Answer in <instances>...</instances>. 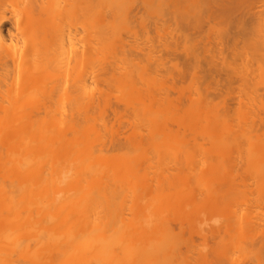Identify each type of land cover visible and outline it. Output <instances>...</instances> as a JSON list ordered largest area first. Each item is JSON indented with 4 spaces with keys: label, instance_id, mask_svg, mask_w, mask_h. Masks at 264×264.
Returning <instances> with one entry per match:
<instances>
[{
    "label": "bare ground",
    "instance_id": "6f19581e",
    "mask_svg": "<svg viewBox=\"0 0 264 264\" xmlns=\"http://www.w3.org/2000/svg\"><path fill=\"white\" fill-rule=\"evenodd\" d=\"M13 1H17V2H13ZM22 1H24V2H22ZM65 2H63L62 3V7L63 8H61L60 9V7H61V3H60V1L59 0H12L11 2H13L12 3V6L14 5L16 8H15V10H17L18 8V10H17V12L13 9V7L11 6L10 7V4H11V2H10V0H7V3H9L8 5H6V0H5V2L3 1L2 2V0H0V82H2L3 83V85H2V87L3 88H6V86H7V89L6 90H4V91H7V90H9V89H12L13 87H11V88H9L10 87V85H11V83L13 82V81H15V78H18V75H21L22 73H24V74H22L21 75V82H20V80H19V85L20 84H23L24 86H25V88H23V85H22V88H21V86H19L18 88L16 87V84L13 82L12 84H14L15 85V87L17 88H15V90H14V92L15 93H17V95L18 96H16V94H15V96H11L10 94H12L13 92V89L12 90H9V91H7L8 93H2L1 92V85H0V264H157L156 263V261L158 260L157 259V257H159L160 258V260H161V262H163V258H165V257H161V256H163L164 254H163V252L161 253V251L162 250H165V249H163V247H164V245L165 244H169V243H171L172 244V246L174 245V247H176V242H174L173 240H172V237L174 236L173 234H170L167 230L169 229L170 230V228L168 227L167 228V226H165V223H164V226L166 227H163V223H161L160 222V224L162 225V227H161V225H160V229L161 228H163V232L161 233V230L160 229H158L157 228V226L159 225V222L157 223L156 222V228H157V231H158V233H154V230H156V228L154 229V227L153 228H151L152 227V221H153V219L151 220V215L149 216L150 217V220H151V222H150V220H148V218L149 217H147V213H149V212H147L149 209L148 208H146V206L147 205H143L146 209H148V210H146L144 207H143V209H142V207H140L141 205H139L140 203L139 202H141V204L143 203L144 204V202H143V200H145L144 199V197H142V193H141V197L139 198V199H136V200H138V202H136V200H135V202H133L132 201V199L133 198H135V196L134 195H136V193H138L139 191L137 190V186L135 185L134 187H136L135 188V191L137 190V192H135L134 190H132L131 192H133V194L134 195H132L131 193V198H129L128 196L129 195H127L126 194V196H127V198L128 199H131V201L133 202V203H137L136 205H137V207H138V209L139 210H137V207H135V205H132V206H134L133 208H135V209H133L131 206V208L134 210V212H133V214H131V215H133V216H131L130 214H128V213H125L126 211H124V208H123V206L121 205L122 203L124 204V203H126V202H124V200H122V197H124L123 196V190H120L119 191V189L123 186V185H125V183L122 185L121 183L122 182H124L123 180H124V178L126 177L125 176V174L128 172L129 173V175L127 174V176H129L127 179L125 178V180H130V182H132V180L134 179L135 180V176L137 175L136 173H138V175L136 176V178H137V180H135V181H137V183L139 184V183H142L141 181L142 180H147V177H146V174L145 175H143L144 173H143V171H145V172H147L146 170H143L142 169V166L144 167H149L150 166V164L152 163V167L155 165V161H156V164H157V161H159V164L162 162L161 160H160V158H159V156H155L156 157V159L154 160V158H153V160H154V163L152 162V161H149V163H147V162H144V163H142L143 161L141 160V158L145 155V152H151V154H147V156L148 155H150V156H148V157H150L149 158V160H151V155H152V153H154L153 151L155 150V149H153L155 146H153L152 144H154L153 142H155V138H153V141H152V144H151V142L149 143L148 142V139L150 140V138H148L145 142H142L143 140H145V139H143V137H142V135H139V138L137 137V139H135V140H138V141H134V140H132V141H134L133 142V144H132V142H131V140H130V144L131 145H136V148H135V151L136 150H138L139 149V152H137V156H139L140 158L138 159L137 157H136V155H135V157L138 159V162H136V166H134V162L133 161H130L131 163H133V166H134V168H136L137 167V165L138 166H141V164L139 165V163H140V161H141V163L142 164H144V165H142L141 166V168L139 167V169L141 170H139L138 169V167H137V169H136V172H134L135 170H134V168H133V166H131L132 164H130L129 166H128V164H129V161H126V160H130V157L131 156H129L130 154H126V153H128V152H126V153H124L123 151H125L124 149H123V151H122V153L120 154L119 153V150H118V152L116 151H114V152H112V154L114 153V154H117L118 153V155L117 156H119V155H123V154H125V155H123V157L125 156V157H127V159L125 158V161L123 160V158H122V160H121V158L120 159H117V158H119V157H117L116 159L117 160H115V158L113 157L112 159H108L111 163H109V165L110 166H112V167H114L113 169L114 170H116V168H118L117 170H118V172H117V170H116V172H117V174H118V176L117 175H115L116 173H113L114 175H115V177L113 178L112 177V180H111V176L108 178V177H106L105 179H103V177H104V173H106L108 170H112L113 172H114V170L112 169V167H110L109 165H107V163L105 164V162H103L104 163V165L100 162V163H98L99 161L98 160H103V161H105V158H103V156L102 155H100V153L99 152H107L106 150H109L115 143H114V140L116 141V139L115 138H117V141L119 140L118 138V136L119 135H115L114 133V135L116 136L115 138H114V136H113V141H111V146L109 145L110 144V140H112V139H108L107 140V143H105L106 142V140H104V143H103V141L102 140H100L99 141V139L100 138H102L103 136H105V134L107 133V135H108V133H110L108 130L112 127V125L111 124H109V122H108V124H109V128H106V127H104L105 125H104V123L106 122V120H105V122H104V119H106V117L105 116H111V115H106V114H108L107 112L109 111V113H110V109L112 108L111 106L113 105L112 103H111V101L112 102H118V104H116L114 107H113V109H112V111H111V113L112 114H116V116L119 114H122L121 112H124L125 111V108H126V106L123 104V101H122V98L125 96H123L121 99L120 98H118V97H121L120 96V94H116V96L114 97L115 99H113V100H109V98H111V96L113 97V95H112V93H111V96L109 97V95L107 96L106 94H108L109 92H105V89L106 88H103L104 90L103 91H101V93H99L98 95H100L99 97H98V95L97 96H94L95 94L94 93H96L95 92V90L96 89H94V88H91V89H94V90H91V92L89 93V89H90V87H89V89H88V86H89V81H88V79H90V82H92L93 83V81H94V84H98V82L100 81V84H101V82L104 84L105 82H106V84L107 83H111V86H112V82L111 81H113V82H115L114 84H113V86L111 87V88H115V90L116 89H119V88H116V86H118L119 84H120V82H121V84H122V78L124 77V72H123V74H121L120 75V73H119V75L117 76L116 74L114 75V72H117L118 71V69L120 70L119 72H121V69H122V64H123V66H124V71H127V70H130L128 67L129 66H127V69L125 70V67H126V65H124V63L126 64L127 63V61L130 59L131 60V58L133 57V56H135L134 54H136V57H137V55L140 53V52H144L141 48H140V50L141 51H139V48H138V46H139V40L138 41H136V42H138V44L136 45H134V48L132 49V47H133V43H129V41L131 40V39H129V38H135V37H133V36H135L136 35V39H137V37H139V35L137 34V33H135V32H133V30H135L136 29V26L134 27V29H130L129 28V26H128V28L130 29V31L128 30V35H129V33L131 34V32H133V33H135V35H133L132 36V34H131V36L132 37H129V38H127V36L126 35H124L123 34V39L122 40H119V41H117L114 37H120V36H118V33H120V30H121V27H118V26H125V24H126V22H127V20H129V21H131L130 19H132V22H133V20H134V22H136V20H138V0H137V3H135V1L134 0H131L132 1V3H131V1L130 0H127V2H125L126 0H121V2H120V0L118 1V0H114V1H116V4H115V2H113V0H111V2H113V3H111L110 2V0H80V1H78V0H64ZM69 1L71 2V3H69ZM76 1V2H75ZM84 1H86V3H85V5H81V3H83ZM95 1V2H94ZM98 3H97V2ZM104 1V2H103ZM109 1V2H108ZM118 1V2H117ZM134 1V2H133ZM147 1V0H146ZM152 1V0H151ZM155 1H157V0H155ZM2 2V3H1ZM19 2H21V3H19ZM78 2V4H76ZM90 2V3H89ZM92 2H94V3H92ZM107 2V3H106ZM123 2H124V5H126V6H124L122 9L120 8L121 7V5H123ZM129 2V3H128ZM142 2H143V0H142ZM150 2V1H149ZM159 2V1H158ZM163 2V1H162ZM5 3V4H4ZM22 3L23 4H25V5H22ZM66 3V4H65ZM72 3H74V4H72ZM95 3H97V7L96 8H94L93 9V7L91 8V5H93V6H95L96 4ZM122 3V4H121ZM151 4H152V2H150ZM166 3H168V2H166ZM165 3V4H166ZM263 3H264V0H171V3H169L171 6H172V18H173V25L175 26L176 25V30H177V33H179V35L176 33H173L175 36H173V42H175L174 44H173V46L175 47V44H176V47L175 48H173L172 47V52L175 54V57H176V62H179V59L181 58V55H180V57H178L179 56V54H182V56H184V54H185V58H187V59H185V61L186 60H190V57L191 58H194V63L196 62V63H198L197 61H195V60H199V62L201 61L202 63H204L205 65H207L208 66V63H206L207 62V60L208 61H210V60H212L213 62H211V64H214V62H216V61H214V60H217V59H215L216 57L218 58L219 56H220V54H221V57H223V55H224V52H225V50L226 49H229V46H231L232 47V45L234 46V47H239L240 46V48L242 49V51H240L239 52V54H243V58H242V55H241V57H239L238 55V49L237 48H230L229 49V51L227 50V52H229V53H232V56L235 54V56L237 55L239 58H241L242 60L244 59H248V57H246V58H244V56L246 55V56H248V55H253V54H255L259 49H258V47L257 46H259V48H260V51H258L259 53L261 52V54H264V29H261L260 30V28H264V11L262 10V9H260V10H257V8L259 7H263ZM16 4V5H15ZM21 4V5H20ZM71 4V5H70ZM77 6H76V5ZM90 4V5H89ZM100 4V5H99ZM104 4V5H103ZM112 4H114V6L112 5ZM132 6V10L131 11H127V10H129V7L131 8V6ZM133 4V5H132ZM259 4L261 5L262 4V6H259ZM72 5H74V6H72ZM88 5H89V9L91 8L92 9V11H91V9H90V11H89V13L90 12H93V16L92 17H94V15L96 14V18L94 17L93 19L90 17H87L86 16V14H87V12H88ZM107 5L109 6L108 8H107ZM112 5V6H111ZM147 5H148V3H147ZM150 5V4H149ZM153 5V4H152ZM159 5V4H158ZM20 6V7H19ZM66 6H68V7H66ZM70 6H72L71 8H70ZM79 6V7H78ZM127 6H128V8H127ZM169 6V5H168ZM258 6V7H257ZM22 7H24V8H22ZM65 7V8H64ZM80 7H81V9L83 10V8L85 7V9L84 10H86L85 12H86V14L85 15H83V12H82V15H83V17H81V19L83 20V21H86L84 18H86L87 19V21L88 22H83L82 20H80L79 18H77V15L80 13ZM83 7V8H82ZM98 7H100L98 10H97V8ZM103 7H105V8H107L108 10H105V8L103 9ZM67 8H68V11H67ZM78 10H77V9ZM143 8V7H142ZM194 8V10H190V9H193ZM264 8V7H263ZM22 9V10H21ZM64 11H63V10ZM96 9V10H95ZM101 9H102V11H101ZM121 9V10H120ZM127 9V10H126ZM146 9V8H145ZM152 9V8H151ZM254 9H256L255 11H258V12H255L254 11ZM70 10V11H69ZM75 12V14H74V12ZM83 10V11H84ZM125 10H126V12H125ZM262 10V11H261ZM21 11V12H20ZM61 11V12H60ZM65 11H67V12H65ZM79 11V12H78ZM95 11H96V13H95ZM116 11H118V13L116 12ZM122 11V12H121ZM153 11H155V9L153 10ZM190 11H196L195 13L196 14H194L193 16H191L193 13H190ZM62 12H64L63 14H62ZM70 12V13H69ZM72 12V13H71ZM120 12V13H119ZM145 12V11H144ZM68 15H67V14ZM98 13H99V15H98ZM121 13L124 15V16H122L121 15ZM139 13H140V11H139ZM157 13H158V11H157ZM171 13V12H170ZM190 13V14H189ZM9 14V15H8ZM11 14V15H10ZM18 14H21V15H18ZM63 15V17L61 16V15ZM64 14H66V18L67 17H69V18H73V19H75V18H77V19H75V21H74V23H76V21L77 20H80V21H82V22H79V21H77V22H79V23H77V24H73L72 23V21H70V25H68L69 24V21H68V19L69 18H67V21H68V24L66 25L67 27L68 26H70V27H68V28H71V29H65V27H64V29H63V27L62 26H60V23L63 21L65 24L67 23L66 22V19H65V17H64ZM117 14V15H116ZM118 14H120L119 16H120V22H117V23H119L118 24V26H116V27H118V28H116L115 27V25H114V23H115V19L117 18V17H119L118 16ZM150 14H152L151 13V10H150V13H149V15ZM17 15V16H16ZM70 15V16H69ZM73 15H76V17L75 16H73ZM81 14L79 15V17L80 16H82ZM115 15V16H114ZM147 15H148V13H147ZM153 15V14H152ZM84 16H86V17H84ZM122 16V17H121ZM18 17H20V18H18ZM60 17H62V18H64L63 20H62V18H61V20H60ZM116 17V18H115ZM180 17H181V20H183L182 22H181V20L179 21V19H180ZM126 18V19H125ZM156 18H158V16L156 17ZM90 19H92V20H90ZM118 19V18H117ZM116 19V20H117ZM126 20V22L125 21H123V20ZM140 19V18H139ZM159 19V18H158ZM161 19V18H160ZM72 20V19H71ZM114 20V21H113ZM118 20V21H119ZM171 20V19H170ZM91 21H93V23L91 22ZM110 21H111V23H112V25L111 26H109L111 23H110ZM141 21V20H140ZM159 21H161V20H159ZM164 21V20H163ZM125 22V24H123ZM131 22V23H132ZM144 22H146V21H144ZM149 22V21H148ZM154 22V21H153ZM180 22H181V24H185V25H183V26H185L184 27V29L182 30L181 28H183V26L180 24ZM82 24V26H80V25H78V24ZM90 23V25H87V24H89ZM122 23V24H121ZM137 23V22H136ZM135 23V24H136ZM130 24V23H129ZM138 24V23H137ZM145 24V23H144ZM160 24V23H159ZM166 24V23H165ZM168 24V23H167ZM180 24V25H179ZM74 25H76V26H78V27H76V26H74ZM86 27V28H88V29H86L84 26ZM117 25V24H116ZM127 25V24H126ZM133 25H132V27H133ZM156 25V24H155ZM64 26V25H63ZM79 26H80V29H81V27H82V29H84L85 31H84V33L86 34V32H87V34L85 35L84 33H82L81 35L83 36V37H80V34H78L77 32L79 31ZM130 26H131V24H130ZM137 26H139V24L137 25ZM144 26H146V24L144 25ZM157 26H158V24H157ZM157 26H155V27H157ZM181 26V27H180ZM261 26H263V27H261ZM60 27H62V29H60ZM66 27V28H67ZM74 27V28H73ZM84 27V28H83ZM113 29V30H111L110 31V29L111 28ZM114 27V28H113ZM126 27V26H125ZM140 27V26H139ZM161 27V26H160ZM256 27H258V28H256ZM76 28H78L77 30H76ZM108 28H109V32H111L110 33V35H108ZM127 28V27H126ZM143 28V27H142ZM158 28H159V26H158ZM220 28V29H219ZM81 29V30H82ZM125 29V28H124ZM138 29V28H137ZM136 29V30H137ZM144 29H146V28H144ZM161 29V28H160ZM181 29V30H180ZM186 29L188 30V32L186 31ZM88 30V31H87ZM139 30V29H138ZM140 30H141V28H140ZM143 30V29H142ZM154 30V29H153ZM156 30V29H155ZM191 30H193V32H195L194 34L191 32ZM195 30V31H194ZM83 31V30H82ZM114 31V32H113ZM119 31V32H118ZM144 31V30H143ZM152 31V30H151ZM215 31H216V33H215ZM117 34H116V33ZM181 32V33H180ZM191 32V33H190ZM207 33V35L206 34H204V33ZM212 32L213 33H215V34H217V35H214V39L212 38V40H211V38H209V41H208V43H209V45H206V46H204L203 44L205 43V41H206V39L208 40V38H206V37H208L210 34H212ZM152 33V32H151ZM157 33H158V31H157ZM160 33V32H159ZM191 35H190V34ZM84 34V35H83ZM125 34H126V32H125ZM144 34V33H143ZM146 34V33H145ZM153 34V33H152ZM184 34V35H183ZM188 34H189V36H188ZM113 35H114V37H113ZM182 35V36H181ZM192 35H198L197 37H198V39H196L197 37L196 36H192ZM206 38V39H202V38H204L203 36ZM110 38H108V37ZM112 38H111V37ZM126 36V38H124ZM155 36V35H154ZM187 36V39L185 38V42L186 41H188L187 42V44L189 43V41H191L192 40V38H194V37H196V38H194V40H192V41H195V42H197V41H199L200 39H202V40H204L203 42H201L202 43V47L204 48V53H206V54H209L211 57V59L208 57V55H207V57L208 58H206V55L205 54H202V53H200V51L199 50H201V48L199 49V47L201 46L200 44H198L199 42H197V45H200V46H197L196 45V49H197V51H199V53L195 50L194 51V53H195V55H194V53H191V55H194L193 57L190 55V53L188 52V50H187V46H186V43H182V44H184L183 45V47L186 49V51H185V49L183 50V49H181V45L182 44H180L181 43V41H183V40H181L180 41V39L182 38V39H184V37H186ZM213 36V35H212ZM121 37V38H122ZM152 37V36H151ZM181 37V38H180ZM192 37V38H191ZM200 37V38H199ZM10 38H13V39H10ZM14 38L15 39H22L23 41H24V43H23V48H22V50L25 48V51L22 53V50L20 49V53H21V55H19V54H17V53H15V51L14 50H12V49H8V46H7V48L5 47L7 44H8V42H6V41H10V40H13L14 41ZM78 38H80V40L81 41H79V39ZM148 38H149V36H148ZM154 38V37H153ZM152 38V39H153ZM191 38V39H190ZM9 39V40H8ZM74 39H75V41L76 40H78L79 42H80V44H82V43H85L82 47L80 46V44L79 43H77V44H79V46L83 49L82 51L80 50L81 48L80 47H78V51H76L75 50V47H76V49H77V46H75V47H73V45H75L74 43H76V42H74ZM104 39H105V42H107V43H104ZM114 39H115V41H117V42H115L114 41ZM126 39V41L124 42V40ZM155 39V38H154ZM189 39V40H188ZM196 39V40H195ZM107 40H112V41H114L115 43L114 44H112V46H114L115 47V49H113V47H112V49H113V51L115 50L116 52H115V55H113L114 54V52L113 53H109V52H111V48L109 47V49H110V51L109 52H107L106 54L108 55L109 54V56H113L112 58H108V59H105V57H106V55H104L105 54V50H107V45H109L110 46V44L111 43H113L112 41H107ZM149 40V39H148ZM147 40V41H148ZM12 41V42H13ZM77 41V42H78ZM128 41V42H127ZM152 40H150V42H151ZM213 43H212V42ZM215 41V42H214ZM5 42H6V44H5ZM17 42V41H16ZM15 41L12 43V45L14 44V46L16 45V44H18V43H16ZM20 42V41H19ZM74 42V43H73ZM121 44H120V43ZM122 42H123V44H122ZM153 42V41H152ZM184 42V41H183ZM26 43V44H25ZM105 44V46H104V44ZM118 43V44H117ZM125 43H126V45H125ZM179 43V44H178ZM207 43V44H208ZM102 44V45H101ZM117 44V45H116ZM232 44V45H231ZM8 45H10L11 46V43H9ZM20 45H21V43H20ZM26 45V47H24ZM121 46V48L119 49V47ZM127 45H128V49H127ZM165 45V44H164ZM255 45H257L256 47H255ZM86 46H88V47H86ZM103 46H104V48H105V50H104V48H103ZM117 46V47H116ZM124 46H126L125 48H124ZM132 46V47H131ZM168 46V45H167ZM172 46V45H171ZM178 46V47H177ZM186 46V47H185ZM12 47V46H11ZM11 47H9V48H11ZM18 47H19V44H18ZM85 47V48H84ZM164 47H166V46H164ZM198 47V48H197ZM252 48V50H253V52L251 53V49L248 51V49L249 48ZM12 48H14V47H12ZM102 50H101V49ZM123 48V49H122ZM130 48V49H129ZM167 48H169V46L168 47H166V49ZM180 48V49H179ZM246 48H248V49H246ZM254 48V49H253ZM15 49V48H14ZM127 49V50H126ZM164 49V48H163ZM165 49V50H166ZM236 49V50H235ZM257 51H256V50ZM261 49H263L262 51H261ZM12 50V51H11ZM15 50H18V48H16ZM85 50V51H84ZM119 50L121 51V52H119ZM126 50V51H125ZM131 52H130V51ZM150 50V49H149ZM179 50L180 51H182V52H180L179 53ZM233 50H234V52H233ZM244 50H246V52L244 51ZM256 52H255V51ZM76 51V52H75ZM79 51H81L82 53H80ZM100 53H99V52ZM108 51V50H107ZM118 51V52H117ZM151 51H152V49L150 50V51H147V52H149V53H151ZM153 51H154V49H153ZM184 51V52H183ZM237 51V52H236ZM104 54H103V53ZM123 52H124V54H123ZM126 52V53H125ZM138 52V53H137ZM186 52H188L187 54H188V56H187V54H186ZM227 52H225V53H227ZM244 52V53H243ZM251 54H250V53ZM263 52V53H262ZM117 53V54H116ZM119 53V54H118ZM132 53H134V54H132ZM149 53H143L144 54V56L145 57H147V58H150V56L152 55V54H149ZM216 53L217 54H219V55H216ZM234 53V54H233ZM99 54H101V55H104V56H101V57H103L102 58V60H106L105 61V63L107 62V60H110V63L109 62H107L108 64H107V66L108 67H110V70H109V68L106 66H104V64L103 65H100V67H101V69H99L100 67H99V63H100V61H101V63H103L102 62V60H101V57L100 56H97V55H99ZM148 54L150 55L149 57H148ZM199 54H201L202 56H201V58L203 57L204 59H207V60H204V62L202 61V59L199 57L200 55ZM214 54H215V56H214ZM248 54V55H247ZM118 55V56H117ZM126 55L128 56V57H130V58H127L126 57ZM141 55H142V53H141ZM196 55L200 58V59H196V58H198V57H196ZM95 56H97L98 58H95ZM109 56H107V57H109ZM143 56V55H142ZM251 56L249 57V59H250V62H249V60H247L248 61V63H251L252 62V60H251ZM106 57V58H107ZM117 57V58H116ZM120 57V58H119ZM123 57V58H122ZM139 57V56H138ZM152 57H153V55H152ZM196 57V58H195ZM215 57V58H214ZM228 57H230V56H228ZM228 57H227V59H228ZM119 58V59H118ZM126 58L128 59L127 61H126ZM134 58V60H135V62H134V60L132 59L131 61H133L132 62V65H133V67L135 66V64L138 66V63L140 64L138 67L140 68H138L137 66V68L139 69V71L141 70V68L142 67H140L142 64L140 63V62H138V61H136L137 60V58H135V57H133ZM147 58H145L146 60H147ZM155 58V57H154ZM153 58V59H154ZM183 58V57H182ZM252 58H254V55L252 56ZM98 59H99V61H98ZM122 59H125L124 61L122 60ZM184 59V58H183ZM222 59V58H221ZM225 58H223V60H224ZM241 59H239V60H241ZM95 60H97L96 62H95ZM112 60H114V61H116V60H118V62L119 61H122V62H120V63H122L121 65H120V63H118L117 61L116 62H113ZM150 59H148L147 61H149ZM152 60V59H151ZM156 60H158V59H155L154 61L156 62ZM188 60V62H190ZM222 60V61H223ZM241 60V61H242ZM81 61H83L82 62V64L85 62V65H83L84 66V68L82 69V67L80 66L79 67V65H80V62ZM88 61H90V62H88ZM93 63H92V62ZM126 61V62H125ZM174 61V62H175ZM206 61V62H205ZM227 61V60H226ZM246 61V62H247ZM87 62V63H86ZM113 62V63H112ZM143 62V61H142ZM149 62H151V61H149ZM148 62V63H149ZM154 62V63H155ZM160 62V61H159ZM163 62V61H162ZM239 62V61H238ZM243 63L245 62V61H242ZM245 62V63H246ZM94 64V66H92V64ZM133 63H135V64H133ZM146 63V66L147 67H150L149 66V64H147V62H145ZM158 63V62H157ZM161 63V62H160ZM164 63V62H163ZM163 63H161V65L163 64ZM170 63H171V61H170ZM191 63H193V60H191ZM195 63V64H196ZM202 63H201V66H202ZM230 63V62H229ZM72 64V65H71ZM81 64V65H82ZM88 64H90L89 65V67L90 68H88ZM114 64V65H113ZM129 64H130V61H129ZM144 64V63H143ZM152 64H153V61H152ZM203 64V65H204ZM32 65V66H31ZM75 65H77V67L78 68H76L75 67ZM98 66V68H97V66ZM116 65V66H115ZM121 66V68H118V66ZM131 65V66H132ZM156 65V63L153 65V66H155ZM161 65L158 67V68H161ZM177 63H175V67H174V64H173V67L174 68H172V69H175L176 71L179 69H176L178 66H180V65H178ZM204 65V66H205ZM209 65H210V63H209ZM218 65V64H217ZM221 65V64H220ZM225 65V64H224ZM226 65H229L228 63L226 64ZM225 65V66H226ZM28 66H30L31 68H32V70H30V69H26ZM102 66H104V68L102 67ZM131 66H130V68H131ZM146 66H145V64H144V67H143V69L145 68L146 70H144L145 72H153L152 70H150V71H148V69L146 68ZM164 66V65H163ZM169 66V65H168ZM177 66V67H176ZM197 66V65H196ZM195 66V67H196ZM207 66H205V67H207ZM211 66V65H210ZM210 66H208L209 68H210ZM213 67H214V65H212ZM26 67V68H25ZM36 67V68H35ZM72 67V68H71ZM85 67L87 68V69H85ZM96 67V68H95ZM152 67V66H151ZM150 67V69H152ZM167 67V66H166ZM198 67H200V63H199V65H198ZM198 67H196L195 68V70L196 71H198ZM220 67V66H219ZM22 68V69H21ZM35 68V69H34ZM94 68H95V70H94ZM136 68V69H137ZM158 68H155V69H157V71H158ZM180 68H181V66H180ZM26 69V70H25ZM71 69V71H69ZM75 69H77V72H75L76 70ZM82 70V72H81V70ZM84 69H85V71H84ZM88 69L89 70H91V72H93V75L92 76H90L89 74H91V72L90 71H88ZM97 69V70H96ZM143 69L141 70V71H143ZM153 69H154V67H153ZM201 69V68H200ZM199 69V70H200ZM211 69V68H210ZM215 69H216V67H215ZM232 69H234V68H232ZM239 68H236V70H238ZM33 70H35V71H33ZM60 70V74H58V71ZM75 70V71H74ZM78 70H79V72H78ZM87 70V71H86ZM109 70V71H108ZM111 70H112V73H113V77L110 79V77H108L109 75H107V73H111ZM115 70H117V71H115ZM131 70H133V68L131 69ZM180 70V69H179ZM235 70V69H234ZM243 69H240V71L241 72H244V74H245V71L243 70ZM24 71V72H23ZM31 71H33V72H31ZM69 71V72H68ZM75 73H74V72ZM137 71V70H136ZM136 71H135V73H133V74H136V76H135V78H134V76H133V74H132V72H134V71H132V72H130L129 73V71L127 72V75H130V77L129 76H127L126 75V73H125V76H127L129 79H131L132 80V78L131 77H133V80H134V83L136 82V81H138V80H136L137 79V73H139V71H137V73H136ZM156 71V70H155ZM160 71V70H159ZM163 71V70H162ZM195 71V73L197 74L198 72H196ZM211 71V70H210ZM230 70H228V72H229ZM26 72V73H25ZM28 72H30L31 74H28ZM44 74H43V73ZM53 72H55V73H53ZM88 72V73H87ZM107 72V73H106ZM178 73L176 74L177 75V77L180 75L179 74V71H177ZM219 72V71H218ZM217 72V73H218ZM222 72V71H221ZM235 72H237V71H235ZM238 72H239V70H238ZM249 72V73H248ZM255 72V71H254ZM33 73V74H32ZM36 73H37V75H36ZM39 73V74H38ZM65 73H72V74H69V76H68V74L66 75V77H67V79L68 80H64L63 78H65L64 76V74ZM78 75H77V74ZM80 73V74H79ZM81 73H82V75H81ZM83 73H86V74H83ZM106 73V74H105ZM158 72H156L155 74H153L152 73V75H151V78H152V76L153 77H155L154 75H156ZM181 73H182V75H180L182 78L184 77L183 76V73H184V71L182 72L181 71ZM192 73H193V71H192ZM208 73V72H207ZM247 73L248 74H245V75H243V80L242 81H244L245 83H249L248 81H250L251 82V79H252V75H250V71H247ZM45 74H47L48 75V77L50 76V80H49V83H47L48 81H47V79L45 78ZM55 74H57V75H59V76H61V79H58V78H56L57 77V75H55ZM105 74V75H104ZM141 75H142V73H140ZM147 74L148 73H146V74H144V75H146L147 76ZM179 74V75H178ZM195 74V75H196ZM210 74V73H209ZM224 74V73H223ZM237 74H239V73H237ZM237 74H235V76L237 75ZM242 74V73H241ZM25 75V76H24ZM28 75H30L29 77H28ZM64 75V76H63ZM70 75H72V76H70ZM76 75V76H75ZM87 75V76H86ZM89 75V76H88ZM122 75H123V77H122ZM144 75H142V77L144 76ZM158 75H160V74H158ZM174 75V74H173ZM175 75V76H176ZM185 75V74H184ZM192 75H194V74H192ZM219 75H220V73H219ZM246 75H248V77L250 76V79H248V77H246ZM259 75V74H258ZM24 76V77H23ZM32 76V77H31ZM36 76H38V77H40L41 76V78H37ZM102 76H104L103 78H105V76H107L108 77V79H107V77L104 79L105 81H103L102 79H100ZM120 76H121V78H120ZM138 76H140V75H138ZM149 76L150 75H148L147 77V79H149V80H147V81H149L150 82V78H149ZM198 77H199V75H197ZM217 76V75H216ZM230 76V75H229ZM239 76H240V74H239ZM260 76V75H259ZM258 76V77H259ZM20 77V76H19ZM53 79H52V78ZM116 77H118L119 78V80H121V81H119V83H118V78H116ZM158 77V76H157ZM168 77V76H167ZM193 77V76H192ZM200 77H202V75H200ZM218 77V76H217ZM32 78V79H31ZM34 78V79H33ZM37 78V79H36ZM44 78V79H43ZM60 78V77H59ZM73 78V79H72ZM126 77H124V79H125ZM139 78V77H138ZM161 78H163V76H161ZM194 78V77H193ZM206 78V77H205ZM216 78V77H215ZM239 78H241V76L239 77ZM260 78V77H259ZM19 79V78H18ZM22 79H23V82H22ZM91 79H93V80H91ZM116 79V80H115ZM129 79H127L126 78V81H128L129 82ZM140 79H142V78H140ZM158 79V78H157ZM157 79H156V81H154L155 79H153L152 78V80L154 81V83L156 82V83H158L159 82V80H158V82H157ZM174 79H175V77H174ZM178 79V78H177ZM192 79V78H191ZM195 79V78H194ZM201 79H203V78H199V79H197V81L196 82H198V80H201ZM208 79V78H207ZM220 79V78H219ZM226 79V78H225ZM232 80H233V78H231ZM237 79V78H236ZM258 79V78H257ZM17 80V79H16ZM25 80V81H24ZM31 80V81H30ZM37 81V83H36V81ZM99 80V81H98ZM109 80H111V81H109ZM130 80V82H132ZM145 80V79H144ZM164 80V79H163ZM171 80V79H170ZM193 80V79H192ZM191 80V81H192ZM210 80H213V78L212 79H210ZM252 80H255V79H252ZM11 81V82H10ZM35 81V82H34ZM47 81V82H46ZM69 81V82H68ZM98 81V82H97ZM162 81V80H161ZM172 81V80H171ZM176 81V80H175ZM179 80H177V82L175 83V82H172V83H175V85L177 86V84L178 83H181L180 81L178 82ZM203 81V80H202ZM216 81V80H215ZM225 81V80H224ZM256 81V80H255ZM10 82V83H9ZM34 82V83H33ZM40 82V83H39ZM44 82H45V88H44ZM130 82H129V84H130ZM146 82V81H145ZM164 82H165V80H164ZM170 82V81H169ZM194 82H195V80H194ZM193 82V83H194ZM199 82H201V81H199ZM208 82V81H207ZM211 82V81H210ZM227 82V81H226ZM1 83V84H2ZM17 83V82H16ZM33 85H32V84ZM36 83V84H35ZM39 83V84H38ZM155 83V84H156ZM166 84L168 83V79H167V82H165ZM192 83V84H193ZM218 83V82H217ZM241 83V82H240ZM257 83V82H256ZM259 83V82H258ZM5 84H7V85H5ZM8 84H10V85H8ZM29 84H31V85H29ZM48 84V85H47ZM99 84V85H100ZM102 84V86H106V85H103ZM115 84H117L115 87H114V85ZM147 84V83H146ZM162 84V83H161ZM194 84H198V83H194ZM199 84H201V83H199ZM203 84V83H202ZM201 84V85H202ZM207 84V83H206ZM210 84V83H209ZM209 84H207L206 86H209ZM229 84V83H228ZM251 84H253V83H251ZM4 85H5V87H4ZM18 85V84H17ZM26 85H27V87H26ZM41 85H43L42 87H41ZM109 85V84H108ZM132 85H134L133 83H131L129 86H130V89L131 88H134V90H136V88L138 87V85H140V80H139V83H138V85H136V88L134 87V86H132ZM144 85V84H143ZM152 85H154L153 84V82H152ZM158 85V84H157ZM211 85V84H210ZM217 86H218V84H216ZM243 85H246V84H243ZM9 86V87H8ZM30 86V87H29ZM93 86H95V85H93ZM97 86V85H96ZM125 86V85H124ZM129 86H128V90H130L129 89ZM132 86V87H131ZM145 86V85H144ZM161 86H163V85H161ZM194 86V85H193ZM263 86H264V84H263ZM38 88V90H37V88ZM39 87H41V88H39ZM100 87H101V85H100ZM107 88H108V86H106ZM120 87V86H119ZM195 87V86H194ZM202 87H203V89H205L204 88V86L202 85ZM2 88V89H3ZM9 88V89H8ZM27 88H28V90H27ZM99 87H97V89H98ZM163 88V87H162ZM177 88V87H176ZM197 85H196V91H197ZM214 87H212L211 89H213ZM218 88V87H217ZM228 88V87H227ZM251 88V87H250ZM257 88V87H256ZM18 89H19V91H21V92H19L18 93ZM24 89L25 90H27V92H25L24 91ZM44 89V90H43ZM101 89V88H100ZM109 89H110V87H109ZM113 89H111L110 91H112ZM148 89H149V87H148ZM165 89H167L166 91H168V93H169V89L168 88H165ZM165 89H163V91H164V94L165 95H167V96H169V94H166L167 92L165 91ZM174 89V88H173ZM192 89H193V87H192ZM195 89V88H194ZM206 89H208V88H206ZM205 89V90H206ZM209 89H210V86H209ZM220 89H221V87H220ZM16 90H17V92H16ZM33 90H35V92H36V94L34 93V91ZM42 90H43V92H46L45 93V95H43V92H42ZM70 90L73 92L72 93V95L70 94L71 92H70ZM89 90V91H88ZM102 90V89H101ZM128 90H127V88H126V91H127V93H125V94H128ZM134 90L132 89V90H130L131 91V95H129V97H130V99H129V97H127L128 95H126V97H127V99L126 100H128L129 99V101H130V103H131V101L132 100H134L135 102L137 101V104L135 103V102H132L133 103V108L134 107H138L139 108V106H138V104H139V102L141 103V100L139 101V98H142V96L143 95H146V93L145 94H141V93H144V89H143V87H142V89L140 88V90H139V92H141V91H143V92H141V93H139V92H137L138 91V89L135 91V92H137V94H141V96H137L136 95V98L138 99V100H136L135 99V95L133 94L132 95V92L133 93H135L134 92ZM151 90V89H150ZM149 90V91H150ZM191 90V89H190ZM205 90H204V92L203 93H205ZM217 90V89H216ZM218 90H219V88H218ZM30 91V92H29ZM37 91L39 92V94L40 95H38L37 94ZM68 91V92H67ZM94 93H93V92ZM108 91V90H107ZM114 91V90H113ZM118 91V90H117ZM119 91H120V89H119ZM123 91V90H122ZM124 91H125V89H124ZM129 91V92H130ZM156 91H158V89L156 90ZM155 91V99H157V92ZM195 91V90H194ZM195 91V92H196ZM198 91H199V93H200V89H198ZM203 91V90H202ZM211 90H209V92H210ZM224 91H226V90H224ZM9 92H11L10 94H9ZM25 92V94H23ZM61 92H63V93H61ZM64 92L66 93V94H64ZM102 92H104V93H102ZM146 92V91H145ZM172 92V91H171ZM170 92V93H171ZM180 92V91H179ZM192 92V91H191ZM223 92V91H222ZM28 93V94H27ZM67 93H69L68 95H67ZM91 93H93L94 95H92ZM98 93V92H97ZM119 93V92H118ZM121 93H123V92H121ZM151 93V92H150ZM153 93V92H152ZM161 93V92H160ZM159 92H158V95L160 94ZM181 93V92H180ZM192 93H194V92H192ZM192 93L190 94V95H192ZM216 93H218V91H216ZM227 93V92H226ZM228 93H230V91L228 92ZM4 94V95H3ZM8 94V95H7ZM34 94V95H33ZM42 94V95H41ZM57 94H59L58 96H56ZM60 94H64L63 96L62 95H60ZM75 94V95H74ZM115 94V93H114ZM164 94H163V96H164ZM202 93H200V95H201ZM215 94V93H214ZM219 94H221V91L219 92ZM38 95V96H37ZM66 95V96H65ZM71 95V96H70ZM119 95V96H118ZM150 95V94H149ZM153 95V94H152ZM203 95H206V94H203ZM202 95V96H203ZM218 95V94H217ZM222 95H223V93H222ZM233 95H235V94H233ZM232 95V96H233ZM247 95V94H246ZM31 96V97H30ZM42 96L44 97V98H42ZM68 96V97H67ZM76 96V97H75ZM78 96V97H77ZM134 96V97H133ZM160 96V95H159ZM167 96H164L165 98H164V100H162V101H164V103L163 102H161L160 101V105H159V107L161 106H163V104H164V107H165V105H166V103H167V100L169 101V99L167 98ZM182 96V95H181ZM193 96V95H192ZM257 96V95H256ZM33 97V98H32ZM41 97V98H40ZM45 97H46V99H45ZM54 97H55V99H57V100H59V102L58 103H63V102H67V104H69L70 106H71V108L72 107H74L75 108V106H76V108H75V111H74V108H69V105H67L66 103H63V106L65 105V108L62 106V104H61V106L63 107V108H54L55 107V105L56 106H60V104H58L57 103V101L55 100V102H54ZM59 97V98H58ZM62 97H64L63 99H64V101H63V99H61ZM65 97H67L66 99H65ZM74 97V98H73ZM96 97V98H95ZM108 97V98H107ZM132 97V98H131ZM195 97V96H194ZM201 97V96H200ZM199 97V98H200ZM214 97V96H213ZM222 97H224V96H222ZM221 97V98H222ZM249 97H250V95H249ZM30 98L32 99V101L34 102V103H32L31 104V101H30ZM35 98V99H34ZM39 98V99H38ZM69 98H71V101H68V100H70ZM76 98V99H75ZM80 98V99H79ZM146 98V97H145ZM145 98L144 99H142V101H144L145 100ZM151 98V97H150ZM153 99H152V101L155 103V99H154V95H153V97H152ZM161 98H162V96H161ZM191 98V97H190ZM196 98V97H195ZM41 99V100H40ZM45 99V100H44ZM60 99L63 101H60ZM68 99V100H67ZM83 99V100H82ZM106 99H108V101H110V103H109V105H108V101H106ZM119 99V100H118ZM167 99V100H166ZM171 99H172V96H171ZM181 99V98H180ZM206 99H207V97H206ZM206 99H204V102L206 101ZM233 99V98H232ZM235 99H237V97L235 98ZM37 100V101H36ZM67 100V101H66ZM77 100V101H76ZM115 100H117V101H115ZM161 100V99H160ZM173 100V99H172ZM238 100V99H237ZM39 101V102H38ZM74 101V102H73ZM76 101V102H75ZM80 101V102H79ZM86 101H88V102H86ZM119 101H122L121 102V105L123 104V106H125V108L123 107L122 109L124 110H121V112L119 113V110H116V109H118L117 107L120 105V103H119ZM139 101V102H138ZM179 101V100H178ZM182 100H180V102H181ZM200 101H202V99L200 100ZM235 101V100H234ZM242 101V100H241ZM37 102V103H36ZM42 102V103H41ZM77 102H79V104L77 105V104H75V103H77ZM82 102H83V104H82ZM107 102V103H106ZM145 102V101H144ZM146 102H148V101H146ZM157 102H158V99H157ZM156 102V103H157ZM175 102H177V101H175ZM186 102V101H185ZM194 102V101H193ZM54 103H55V105H54ZM74 103V104H73ZM124 103H127L128 104V106H129V110L130 111H132V108L130 107V105H132V104H130L129 105V102H125V100H124ZM143 103V102H142ZM141 103V104H142ZM152 103V102H151ZM154 103H153V105H154ZM162 103V104H161ZM172 103V102H171ZM203 103V102H202ZM211 103V102H210ZM213 103V102H212ZM211 103V104H212ZM35 104V105H34ZM75 105V106H73V105ZM106 104L108 105V109L106 110L105 109V113H103V111H104V108H106ZM141 104H139L140 105V107H141ZM150 104V103H149ZM148 104V105H149ZM208 104V102H206V105ZM53 105H54V107H53ZM83 105V106H82ZM85 105H87V106H85ZM120 105V106H121ZM135 105V106H134ZM143 105H144V103H143ZM145 105H147V103H145ZM148 105H147V107H148ZM184 105V104H183ZM187 105V104H186ZM205 105V104H204ZM80 106V107H79ZM152 106V105H151ZM155 106H157L156 104H155ZM176 106V104L174 105L173 104V106L172 107H175ZM177 106H180V105H177ZM200 106H201V104H200ZM199 106V107H200ZM203 106V105H202ZM212 106V105H211ZM66 107L68 108V109H66ZM85 107V108H84ZM89 107H91L92 109H95V110H99V112H101L102 114H100V115H102L103 116V118H102V116H97L96 115V113L93 111L92 112V114L96 117H98V118H100L101 119V122L102 123H100V122H98V124H101V125H96L95 123L97 122V120L98 119H96L92 114H91V112H89V115H87L86 116V113L88 114V111H87V108H89ZM111 107V108H110ZM154 107V106H153ZM152 107V108H153ZM158 107V108H159ZM171 107V108H172ZM187 107V106H186ZM102 108V109H101ZM116 108V109H115ZM119 108H121V107H119ZM149 108V107H148ZM183 108H185V107H183ZM183 108H182V110H180V108H179V110L180 111H182L183 112ZM202 108V107H201ZM62 109V110H61ZM69 109H71V110H69ZM77 109V110H76ZM83 110V111H80V110ZM142 109H144V108H142ZM157 108H154L153 110H156ZM170 109V108H169ZM199 109V108H198ZM203 109V108H202ZM60 110V111H59ZM64 110V112H63V114H61L62 113V111ZM68 110V111H67ZM72 110H73V112H72ZM79 110V111H78ZM127 110H128V107H127ZM134 110V109H133ZM152 110V111H153ZM160 110H162V109H160ZM164 110V109H163ZM171 110V109H170ZM174 110V109H173ZM59 113H58V112ZM65 111H66V113H65ZM70 111V112H69ZM118 111V112H117ZM136 111V110H135ZM135 111H133V112H135ZM141 111V110H140ZM144 111H145V109H144ZM151 111V112H152ZM159 111V110H158ZM157 110H156V112H152V113H150L149 111H147L150 115L149 116H152V117H159V119H158V117H157V121H159L160 120V118H161V114H159V112H158ZM172 111V110H171ZM178 111V110H177ZM194 111V110H193ZM61 112V113H60ZM68 112V113H67ZM85 112V113H84ZM114 112V113H113ZM142 112V111H141ZM168 112V111H167ZM173 112V111H172ZM179 112V111H178ZM181 112V113H182ZM210 112V111H209ZM209 112H207V113H209ZM54 113V114H53ZM56 113V114H55ZM71 113V114H70ZM75 113V114H74ZM77 113V114H76ZM79 113H81V115L83 116H81L82 118H83V122H82V120L81 121H78V125H77V122L76 123H74L75 121H73V119H75L76 118V116H79L80 114ZM83 113V114H82ZM155 113V114H154ZM158 113V115H156ZM169 113V112H168ZM174 113V112H173ZM172 113V114H173ZM206 113V112H205ZM206 113V114H207ZM60 114L61 115H63V117L61 116L60 117ZM65 114V115H64ZM79 114V115H78ZM91 114V115H90ZM104 114V115H103ZM127 114H128V112H127ZM153 114V115H152ZM167 114V113H166ZM165 114V116L167 117V115ZM178 114V113H177ZM186 114H187V112H186ZM185 114V115H186ZM194 114V113H193ZM200 114V113H199ZM76 115V116H75ZM84 115H85V117H84ZM113 115V116H114ZM118 115V116H119ZM123 115V114H122ZM129 115V114H128ZM130 115H133V114H130ZM140 115V114H139ZM169 115V114H168ZM175 115V114H174ZM197 115V114H196ZM8 116L10 117V119L8 118ZM13 118H12V117ZM68 116V118H71L70 120V122L68 121L69 119L68 118H66V119H64L65 117H67ZM117 116V117H118ZM134 116H136V118H140V117H137V114L136 115H134ZM142 116V115H141ZM145 116V115H144ZM148 116V115H147ZM173 116V115H172ZM181 116H182V114H181ZM195 116V115H194ZM198 116V115H197ZM200 116V115H199ZM5 117V120L3 119ZM81 117H78V118H80V119H82ZM89 119H88V118ZM91 117V118H90ZM115 117V116H114ZM117 117H115V118H117ZM122 117V116H121ZM120 117V118H121ZM130 117V116H129ZM128 117V118H129ZM63 118V119H62ZM94 118H95V120H94ZM119 118V119H120ZM126 119H127V117H125ZM125 118L123 117V119L125 120ZM170 118V117H169ZM175 118V117H174ZM3 119V120H2ZM68 119V120H67ZM77 119V118H76ZM85 119H87V120H85ZM90 119H93V120H90ZM99 119V120H100ZM109 119V118H108ZM134 118H132L131 117V119L130 120H128V121H132ZM143 119V118H142ZM145 119L146 118H144V122H145ZM162 119L164 120V116L162 117ZM166 119V118H165ZM171 119V118H170ZM169 119V120H170ZM196 119V118H195ZM61 120H63V121H61ZM69 122H67V121ZM89 120L91 121V122H89ZM98 120V121H99ZM123 120V121H124ZM136 120H139V119H136ZM136 120H133V123H134V121H136ZM141 120V119H140ZM151 120H153V118L151 119ZM155 120H156V118H155ZM154 120V121H155ZM176 120V119H175ZM174 120V121H175ZM178 120V119H177ZM182 120V119H181ZM206 120H208V119H206ZM2 121H5V123L3 122L2 123ZM7 121V122H6ZM85 121H86V123H85ZM89 123H88V122ZM122 121V122H123ZM127 121V120H126ZM147 121V120H146ZM161 121V120H160ZM166 121H167V119H166ZM166 121H164V123L166 122ZM195 120H193V122H194ZM63 122V123H62ZM65 122V123H64ZM67 122V123H66ZM72 122V124H70ZM79 122H82V124L81 123H79ZM93 122V123H92ZM95 122V123H94ZM138 122V121H137ZM143 122V123H144ZM171 122H173V121H171ZM176 122V121H175ZM84 123V124H83ZM90 123H92L91 125H90ZM114 123V122H113ZM133 123H131L132 125H133ZM142 123V124H143ZM162 123V122H161ZM164 123H162V124H164ZM169 124H170V122H168ZM181 123V122H180ZM185 123H186V121H185ZM185 123H183L182 124V126L181 127H184V125H185ZM66 124V125H65ZM73 124H75L76 126H74ZM104 126H103V125ZM105 124H107V122L105 123ZM107 124V125H108ZM128 125H129V123H127ZM139 125H141V123H138ZM162 124H160L161 125V127H160V130H161V128L163 127L162 126ZM208 124V123H207ZM84 125L86 126V128L84 127ZM118 125V124H117ZM134 125H136V126H138L137 125V123L136 124H134ZM144 125H145V123H144ZM147 125V124H146ZM150 125V124H149ZM209 125V124H208ZM78 126V127H77ZM81 126H82V128H81ZM95 126H98V127H101V131H99L98 132V130H97V128L95 129ZM116 126V125H115ZM115 126H114V128H115ZM129 126H131V125H129ZM166 126V125H165ZM77 127V128H76ZM93 127V128H92ZM104 128V130H106V129H108L106 132H105V134L104 135H102L101 136V133L103 132V128ZM141 127V126H140ZM144 127V126H143ZM146 128H147V126H145ZM157 127H158V125H157ZM156 127V131L158 132V128ZM168 127V126H167ZM81 128V129H80ZM84 128V129H83ZM106 128V129H105ZM120 128V127H119ZM233 128V127H232ZM239 128H241V127H239ZM91 129H93V132L91 131ZM94 129H95V131H94ZM98 129H100V128H98ZM143 129V128H142ZM153 129V128H152ZM205 129V128H204ZM213 129V128H212ZM79 130V131H78ZM82 130V131H81ZM86 130V131H85ZM111 130V129H110ZM113 130V129H112ZM111 130V131H112ZM131 130H133V129H131ZM140 130V129H139ZM146 130V129H145ZM169 130H170V128L167 130H165V131H168L169 132ZM214 130V129H213ZM213 130H212V134H213ZM238 130H240V129H238ZM90 131V132H89ZM135 131V130H134ZM142 131V130H141ZM163 131V130H162ZM164 131V134H166V132ZM171 131H173V130H171ZM171 131H170V135H171ZM206 131H207V129H206ZM88 132V133H87ZM103 132V133H104ZM119 132H122L121 131V129H120V131ZM80 133H81V135H80ZM92 133V135H90ZM135 133H136V131H135ZM134 133V135H136ZM145 133V132H144ZM147 133H149V132H147ZM146 133V134H147ZM151 133V132H150ZM163 133V132H162ZM175 133V132H174ZM88 134V135H87ZM94 134V135H93ZM127 134V133H126ZM176 134V133H175ZM110 135V134H109ZM108 135V136H109ZM111 135H112V133H111ZM122 136H123V134H121ZM133 135V134H132ZM149 135V134H148ZM152 135L155 137L156 136V144H157V142L159 141V143H160V140L162 139V137L164 136L163 134H159V135H162L161 136V138L158 140L157 139V136H158V134L156 133V135H154L153 134V132H152ZM167 136H169V133L168 134H166ZM165 135V136H166ZM89 136H92V138H90L89 139ZM96 136H97V138H96ZM150 136V135H149ZM210 136H211V134H210ZM82 137H83V139H86L87 137V139H86V141L84 140L83 141V139H82ZM128 137V136H127ZM134 137V136H133ZM140 137L143 139V140H140ZM170 138H171V136H169ZM174 137V136H173ZM212 137V136H211ZM213 137H214V134H213ZM219 137V136H218ZM110 138H112V137H110ZM121 138V137H120ZM124 138H126V136H124ZM129 138V137H128ZM131 138V137H130ZM167 138V137H166ZM231 138V137H230ZM234 138V137H233ZM236 138V137H235ZM80 139H81V141L83 142H81L80 141ZM92 139L93 140H95L96 139V141L97 142H92ZM98 139V140H97ZM132 139V138H131ZM172 139H174V138H172ZM208 139V138H207ZM224 139V138H223ZM227 139V138H226ZM123 140V138H121V140H119V142L121 143V142H123L122 141ZM128 140V141H129ZM169 140V139H168ZM175 140V139H174ZM187 140V139H186ZM192 140V139H191ZM196 139L194 138V142L192 143V144H194V145H196L195 144V142H197V141H195ZM209 140V139H208ZM248 140V139H247ZM127 141V142H128ZM162 141H163V139H162ZM161 141V142H162ZM176 141V140H175ZM190 141V140H189ZM236 141H237V138H236ZM80 142H81V144H85L84 145V147H83V145H81L80 144ZM86 142V143H85ZM90 142V143H89ZM101 142H102V145H101ZM109 142V143H108ZM118 142V143H119ZM164 142V144H165V142L166 141H163ZM162 142V143H163ZM180 142V141H179ZM181 142H182V140H181ZM181 142H180V144H181ZM188 142V141H187ZM187 142H186V144H187ZM234 142V141H233ZM92 143V144H91ZM123 143H125V141L123 142ZM123 143H121L122 145V147H123ZM137 143H139V144H137ZM147 143H149V144H151L152 145V151L149 149V151H147L148 149V146H149V144H147ZM171 143V142H170ZM173 143H174V141H173ZM176 143H178V142H176ZM188 143H190V142H188ZM90 144H91V146H90ZM94 144V146H92ZM109 146H108V145ZM113 144V145H112ZM117 144V143H116ZM142 144V145H141ZM145 144V148H143V145ZM163 144V146H166V144L164 145ZM227 144V143H226ZM228 144H229V142H228ZM236 144V143H235ZM82 146V148H80L81 146ZM98 145V146H97ZM100 145V146H99ZM104 145H105V147H104ZM118 145V144H117ZM125 145H127L129 148H128V150L131 148L130 146H129V142H128V144L126 143V144H124V146ZM147 145V146H146ZM155 145V144H154ZM159 145H161V147L160 146H158V149H159V147L161 148V149H164V148H162L163 146H162V144H159ZM167 145H168V143H167ZM182 145V144H181ZM230 145V144H229ZM96 146H97V148H98V150H99V152H98V160L96 159V156H97V151H96ZM108 146V147H107ZM127 146H125L126 147V149H127ZM190 146H191V144H190ZM193 146V145H192ZM197 146V145H196ZM196 146H193V147H196ZM204 146V145H203ZM234 146V145H233ZM239 146V145H238ZM250 146V145H249ZM102 147H104V148H102ZM114 148H116L117 146H113ZM122 147H119V145H118V148H122ZM181 147V146H180ZM182 147H184L183 149H187L188 148V145H182ZM181 147V148H182ZM192 147V149H194ZM230 147V146H229ZM235 147H237V146H235ZM92 148V149H91ZM94 148V149H93ZM109 148V149H108ZM113 148V149H114ZM133 148H134V146H133ZM138 148V149H137ZM142 148V149H141ZM150 148V147H149ZM156 148H157V146H156ZM167 148H169V147H167ZM173 148V147H172ZM176 148H177V146H176ZM203 148V147H202ZM210 148H211V146H210ZM214 148V147H213ZM102 149H103V151H102ZM104 149H105V151H104ZM132 149V148H131ZM144 149H146V150H144ZM191 150V148H188L187 150ZM196 149V148H195ZM84 150V151H83ZM87 150H88V152H87ZM92 150H94L95 151V153H96V156H95V154H93L94 153V151L92 152ZM142 150V151H141ZM166 150V149H165ZM171 150V149H170ZM187 150H186V152H187ZM250 150V149H249ZM86 151V152H85ZM92 153H91V152ZM110 151V150H109ZM144 151V152H143ZM164 150H162V152H163ZM192 151H194V150H192ZM232 151H234V150H232ZM232 151H231V149L228 151V154H230V155H232ZM238 151H240V150H238ZM111 152V151H110ZM131 152H133V149L131 150ZM159 152H160V154L162 153L160 150L158 151V154H159ZM168 152V151H167ZM171 153L170 154H172L173 152L172 151H170ZM185 152V154L187 155V153ZM237 152V151H236ZM245 151H243V153H244ZM135 153V152H134ZM140 153V155H138ZM144 153V154H143ZM165 153V151L162 153V154H164ZM205 153V152H204ZM239 153V152H238ZM111 154V153H110ZM113 154V155H114ZM136 154V153H135ZM156 154V153H155ZM161 154V155H162ZM169 154V155H170ZM174 154V153H173ZM176 154V153H175ZM184 154V153H183ZM189 154H192V152L190 153L189 152ZM188 154V155H189ZM235 154V153H234ZM234 154H233V156H234ZM142 155V156H141ZM166 155V154H165ZM168 155V156H169ZM236 155V154H235ZM240 155V154H239ZM129 156V157H128ZM167 156V157H168ZM229 156V155H228ZM232 156V157H233ZM241 156H243V155H241ZM240 156V157H241ZM246 156V155H245ZM94 157H95V159L96 160H94ZM145 157H146V155H145ZM144 157V158H145ZM148 157H146L145 159H148ZM158 157V158H157ZM165 157V156H164ZM230 157V156H229ZM237 157V156H236ZM103 158V159H102ZM132 158V157H131ZM162 158H163V156H162ZM176 158H177V155H176ZM175 158V159H176ZM201 158H203L202 156H201ZM207 158V157H206ZM251 158V157H250ZM113 159H114V162L116 163V162H118V160L122 163V165H118V166H116V165H114L113 166V164H115L114 162H113ZM137 159H134L135 161H137ZM159 159V160H158ZM204 159V158H203ZM245 159V157L243 158V162L244 163H246V160H244ZM263 159L264 158H262V161H263ZM107 159H106V161L107 162H109ZM112 160V161H111ZM132 160V159H131ZM209 160V159H208ZM207 160V161H208ZM211 160V159H210ZM209 160V161H210ZM232 160H236V158H234V159H232ZM232 160H230L231 162H232V165H228V166H231L229 169H232V170H234V168L237 166H234L233 164H235L234 163V161H232ZM258 160H261V159H258ZM146 161H148V160H146ZM161 161V162H160ZM200 161V160H199ZM242 161H241V163H242ZM262 161H260L259 163H250V162H248V163H250V165H249V168H251V171L254 173V174H252L253 176H256L257 178L258 177H261V178H264V163H261ZM151 162V163H150ZM164 162V161H163ZM166 162V161H165ZM195 161H192V163H194ZM264 162V161H263ZM96 163H97V165H96ZM125 163H126V165H125ZM145 163H147V164H145ZM176 163H177V161H176ZM175 163V164H176ZM198 163V162H197ZM237 163V162H236ZM240 163V162H239ZM100 164V165H99ZM120 164V163H119ZM149 164V166H147ZM158 164V165H159ZM180 164V163H179ZM196 164V163H195ZM247 164V163H246ZM105 167V165H107V167H109V169H105L106 170V172H104V167ZM123 165H124V167L126 168H124L123 167ZM166 165V164H165ZM199 165V164H198ZM248 165H246V167H248ZM101 166H102V168H101ZM116 166V167H115ZM150 166V171H151V169H154V168H152ZM162 166H163V164H162ZM234 166V167H233ZM107 167H105V168H107ZM130 167H131V169L133 168V170H130ZM155 167V166H154ZM158 167V166H157ZM180 167V166H179ZM194 167V166H193ZM227 167V166H226ZM225 167V168H226ZM233 167V168H232ZM122 168V170H119V169H121ZM159 168H160V166H159ZM169 168V167H168ZM174 168V167H173ZM176 168V167H175ZM180 168H182V167H180ZM211 168H213V167H211ZM242 168V167H241ZM245 168V167H244ZM248 168V169H249ZM101 169V170H100ZM149 169V168H148ZM162 169V168H161ZM170 169V168H169ZM183 169V168H182ZM187 169V167L185 168V170ZM189 169V168H188ZM200 168H198V170H199ZM238 169H239V167H238ZM103 170V171H102ZM108 171L109 173H111L112 171ZM127 171L126 173L124 172V171ZM133 172L134 173V175L130 172ZM143 170V171H142ZM158 170V169H157ZM156 170V171H157ZM174 170H176V169H174ZM189 170H191V169H189ZM231 170V171H232ZM99 171V172H98ZM102 171V172H101ZM119 171H121V173H122V171H123V173L121 174L120 173V175H119ZM139 171V172H138ZM159 171H160V169H159ZM177 171V170H176ZM187 171V170H186ZM206 171V170H205ZM223 171V170H222ZM250 171V170H249ZM97 172V173H96ZM104 172V173H103ZM107 172V173H108ZM158 172V171H157ZM163 172V171H162ZM164 172H166V171H164ZM174 172V171H173ZM185 172V171H184ZM183 172V174H185ZM198 172V171H197ZM199 172H201V170L199 171ZM207 172V171H206ZM227 172V175H228V171H226ZM230 172V171H229ZM210 173H211V171H210ZM216 173V172H215ZM223 173V172H222ZM136 174V175H135ZM145 176L146 178H144L143 176ZM160 174H164V173H159V175ZM189 174H192V173H189ZM195 174V173H194ZM197 174V173H196ZM195 174V175H196ZM213 174V173H212ZM212 174L210 175V176H212ZM224 174V173H223ZM103 175V176H102ZM108 174H106L105 176H107ZM110 175V174H109ZM112 175V174H111ZM113 175V176H114ZM151 175H152V173H151ZM158 175V176H159ZM231 175H232V173H231ZM230 175V176H231ZM234 176H235V174H233ZM251 175V176H252ZM119 176H120V180H119ZM123 176H124V178H123ZM132 177V179H131V177ZM139 176H141V177H143V178H139L138 179V177ZM148 176V175H147ZM166 175H163V177H165ZM187 176V178H188V175H186ZM198 176V175H197ZM214 176V177H213ZM212 176V178H211V181L213 180L214 181V179L216 180L217 178V180L215 181L216 183H218V184H220V183H222V179L220 180V178L219 177H217L216 175H213ZM219 176V175H218ZM233 176V177H234ZM250 176V177H251ZM117 177V178H116ZM151 177V176H150ZM180 177V176H179ZM223 177V176H222ZM256 177H254V182H255V178ZM122 178H123V180H122ZM152 178H155L154 176H152L151 177V179ZM186 178V177H185ZM226 178H227V176H226ZM226 178H225V181H227L226 180ZM239 178V177H238ZM247 178V177H246ZM240 179L241 181H239L238 183H235V182H233V181H230V183H226L225 181H224V184H222V187H225L224 185L225 184H227L226 185V187H228V186H230L232 189H240V188H242V190H244L245 191V193H243L244 194V200H243V202H242V204L245 206V208L242 206V209H243V211H242V209H241V207L239 206V204H235V205H232V206H230V208H229V210H228V216H227V214H225L224 212H222L221 211V213H222V218L223 217H225V219L223 220V222L222 223H220L221 224V227L219 226V224H217L218 226H216V225H214L216 228H222V230L220 231V234L222 235L223 233L222 232H224V234L226 235H224V237L226 238L227 237V235H229V236H232V235H235V234H237V236L235 235V237L237 238V237H239L237 240H243L242 242V245L245 243L244 241H246V244H247V242L249 241V243H250V245H251V247H250V245H249V243L246 245V247L244 248H242V250L244 249V251L246 250V249H248V251H246V252H249V254H251V258L250 257H248V254L246 253V259H248V258H250L251 259V261L248 259V261H250V264H253L252 262H255V263H258L259 262V264H264L263 262H264V197H262V196H259L258 198H251V197H249V196H251L250 195V193L248 192V189H249V187L251 186V183H250V181H249V178H247V179ZM258 179V181L259 180H262V179ZM108 179H110V180H108ZM113 179H118L119 180V182L121 181V183H118V181H115V180H113ZM149 179V178H148ZM157 179V178H156ZM164 179V178H163ZM233 179V178H232ZM231 179V180H232ZM103 180L105 181H111V183H109V182H103ZM139 180V181H138ZM159 180H161L160 179V177H159ZM210 180V179H209ZM253 180V179H252ZM113 181V182H112ZM152 181V183H151V185H153V180H151ZM163 181V180H162ZM164 181H165V179H164ZM163 181V182H164ZM169 181V180H168ZM218 181V182H217ZM257 181V182H258ZM115 182V183H114ZM126 182V181H125ZM143 182H145V181H143ZM160 183H161V181H159ZM158 182V183H159ZM215 182H213V185H214V183ZM105 183H109V185H105ZM132 183H135V182H132ZM131 183V184H132ZM158 183H157V181L155 182L154 181V184L155 185H158ZM167 183V182H166ZM209 183V182H208ZM212 183V182H211ZM113 184V185H112ZM114 184H115V186H114ZM142 184H144V183H142ZM146 184V186L148 185V189L150 188L149 186V184H148V181L145 183ZM145 184H144V186H145ZM117 185H121V187L119 188V186L116 188V186ZM140 185V184H139ZM160 185V184H159ZM210 185V184H209ZM254 185V184H253ZM252 185V186H253ZM256 185V184H255ZM263 185V184H262ZM107 186V187H106ZM212 186V185H211ZM264 186V185H263ZM110 187V188H109ZM141 186H138V189L140 188ZM143 187V186H142ZM141 187V190L140 191H142L143 193H144V191L142 190V189H144V187L142 188ZM158 187H160V190H161V188H163L162 186H158ZM167 187H168V185H167ZM221 187V188H222ZM230 187L228 188V189H230ZM237 187V188H236ZM259 187H260V185H259ZM258 187V188H259ZM107 188V189H106ZM114 188V189H113ZM116 188V189H115ZM119 188V189H118ZM124 188V187H123ZM123 188H121V189H123ZM128 188V187H127ZM146 188V189H147ZM154 188V185L152 186V189ZM156 188V187H155ZM220 188V189H221ZM252 188V187H251ZM250 188V189H251ZM255 188H257V187H255ZM255 188H254V190H255ZM257 188V189H258ZM106 189V190H105ZM110 189H113V190H110ZM147 189V190H148ZM211 189H213L212 190V193L213 192H215L214 191V187L212 188L211 187ZM226 189V188H225ZM237 189V190H238ZM249 189V190H250ZM109 190V191H108ZM115 190H116V192H115ZM125 190L127 191V192H129V190H131V189H126V187H125ZM147 190H146V192H147ZM150 190V189H149ZM149 190H148V192H149ZM159 190V191H160ZM227 190V189H226ZM236 190V191H237ZM241 190V189H240ZM259 190V189H258ZM106 191H108V193L106 192ZM125 191V192H126ZM208 191H210V189L208 190ZM223 191H224V189H223ZM228 191V190H227ZM227 191H224V192H226V193H229V192H231L232 190H229L228 192ZM260 191V190H259ZM125 192H124V195H125ZM126 192V193H127ZM148 192H147V194H148ZM153 192V191H152ZM157 192V191H156ZM165 192V191H164ZM217 192V191H216ZM235 191H233L232 193H234ZM238 192V191H237ZM240 192V191H239ZM253 192V191H252ZM264 192V191H263ZM112 193V194H111ZM155 193V192H154ZM153 193V194H154ZM166 193V192H165ZM221 193V191L219 190V193H217L216 195H218V194H220ZM241 193V192H240ZM111 196H110V195ZM114 194V195H113ZM144 194H146V193H144ZM158 194V193H157ZM207 194V193H206ZM208 194H209V192H208ZM211 194V193H210ZM237 194V193H236ZM245 194H246V196H245ZM247 194H249V196H247ZM121 195V196H120ZM140 194L138 193V195L137 196H139ZM167 196H168V194H166ZM212 195V194H211ZM224 195V194H223ZM230 195V194H229ZM255 195V194H254ZM146 196V195H145ZM154 195H152V197H153ZM162 196V195H161ZM231 196V195H230ZM229 196V198H231ZM263 196H264V194H263ZM157 197V196H156ZM206 197V196H205ZM233 197V196H232ZM237 197V196H236ZM239 197L240 196H238V199H239ZM115 198H116V200H115ZM117 198H119V199H117ZM126 197H125V199H127ZM147 198V197H146ZM213 198V197H212ZM211 198V199H212ZM220 198V197H219ZM235 198V197H234ZM108 199V200H107ZM114 199V200H113ZM148 199V198H147ZM190 198L188 197V199H187V201H189V202H193V201H190V200H192V198L189 200ZM110 200V201H109ZM111 200H113V201H111ZM120 200H121V204H119V202H120ZM134 200V199H133ZM142 200V201H141ZM154 200V199H153ZM165 200V199H164ZM231 200V199H230ZM229 200V201H230ZM232 200H233V198H232ZM119 201V202H118ZM127 201V200H126ZM200 201V200H199ZM240 200H238V202H239ZM109 202V203H108ZM114 203V204H112V203ZM119 204V206H118V204ZM129 202V201H128ZM131 202V204H133ZM152 202V201H151ZM171 202V201H170ZM185 202H186V198H185ZM184 202V203H185ZM232 202V201H231ZM234 203H236L235 201H233ZM139 203V204H138ZM146 203V202H145ZM155 203H158V201L157 202H155ZM160 203V202H159ZM169 203V202H168ZM199 202H196V204H198ZM241 203V202H240ZM105 204V208H103V205ZM127 204V203H126ZM126 204H125V206H126ZM172 204V203H171ZM199 204H201V203H199ZM198 204V205H199ZM216 203H210V205L209 206H206V208H205V206L203 207V206H201L200 208H198V209H205V211H203L204 213H205V215L206 216H209L207 213H212V215H214L215 216V213H216V215H217V212L219 211V210H221L222 209V207H221V209H220V207L218 208V206H220V205H218V203H217V205H215ZM220 204V203H219ZM242 204H240V205H242ZM99 205H100V208H99ZM112 205V206H111ZM114 205V206H113ZM129 205V204H128ZM149 205V204H148ZM154 205V204H153ZM163 205V204H162ZM170 205V204H169ZM181 205H183V204H181ZM186 205H190L189 203H186ZM203 205V204H202ZM214 205V208L216 209V211H215V209L213 210H211V208H212V206ZM95 206H97V207H95ZM111 206V207H110ZM120 206L123 208V210H122V208H120ZM150 206H152L151 204H150ZM155 206V208H157L156 207V205H154ZM192 205H190L189 207H191ZM195 206V205H194ZM227 206V205H226ZM95 207V208H94ZM108 207V208H107ZM113 207V208H112ZM116 207V208H115ZM118 207L121 209H118ZM147 207H149V206H147ZM197 207V206H196ZM203 207V208H202ZM210 209H209V208ZM130 208V210L132 211V209ZM129 210V208H127V206H126V210ZM197 209V210H198ZM203 209V210H204ZM206 209L208 210L207 211V213H206ZM226 209V208H225ZM141 210H145V212L143 211V215H142V219H140L141 218ZM161 210V209H160ZM196 209L194 210V211H197ZM201 210H199L198 212L201 214ZM210 210V211H209ZM258 212L257 213V215H255V216H258V217H253L254 216V213H256V211ZM124 211V212H123ZM130 211V212H131ZM155 211V210H154ZM157 211V210H156ZM159 211V210H158ZM158 211L155 213V216H156V214H158V217H159V215L161 214V213H158ZM170 211V210H169ZM168 211V212H169ZM254 211V212H253ZM153 212V211H152ZM160 212V211H159ZM162 212V211H161ZM128 214V215H130L131 217H136V218H134L135 219V221L137 220V218L139 217V215H140V222H138V220H137V222H135V221H132V220H130V219H127L128 218V215L127 216H125V214ZM132 213V212H131ZM138 213H139V215H138ZM144 213H146L145 214V216L147 217V220H146V217H144ZM149 214H152V213H149ZM154 214V213H153ZM164 214H165V212H164ZM223 214H225L224 216H223ZM138 215V216H137ZM198 214H197V212H196V216H197ZM204 215V216H205ZM211 215V214H210ZM212 215H211V217H209L210 219H208L207 221L209 222L210 220H211V218H212ZM219 215H220V213H219ZM127 217V218H125V217ZM130 216H129V218H130ZM201 217V216H200ZM227 217V218H226ZM144 218H145V220H144ZM160 218V217H159ZM202 218V217H201ZM207 218V217H206ZM215 218H216V216H215ZM215 218H214V220H215ZM133 219V220H134ZM167 219V217L165 218V220ZM125 220L128 222H126L125 223ZM141 220H142V222H141ZM159 220V219H158ZM202 220V219H201ZM206 220V219H205ZM219 220V219H218ZM130 221H132V222H130ZM146 221V222H145ZM147 221H149V222H147ZM155 221H156V218H155V220L153 221V223H155ZM221 221H222V219H221ZM225 221V222H224ZM135 222V223H134ZM151 225H149V224ZM214 223V222H213ZM225 225H224V224ZM148 224V225H147ZM158 224V225H157ZM167 224V223H166ZM146 225V226H145ZM148 226H150V228L148 227ZM207 226H209V225H207ZM213 226V227H214ZM150 229H148V228ZM145 228H146V230H148V232L145 230ZM153 231V233H152V231ZM165 230H166V233L167 234H165ZM172 230V229H171ZM210 230V229H209ZM214 230V229H213ZM217 230V229H216ZM151 231V232H150ZM210 231H212V229L210 230ZM209 231V233L211 234L212 232H210ZM215 231V230H214ZM237 232V233H236ZM238 232H240V233H238ZM145 233H152V234H150V235H148V236H150V237H152V239L154 240V241H156V243L155 242H152L151 240H148L149 241V243L147 242V239H148V237L146 238V236H145ZM162 235H161V234ZM170 234V236H172L171 238H170V236L169 237H167V235H169ZM172 233V232H171ZM215 233V232H214ZM217 233H219L218 231L214 234V235H216V244H217V246H218V244L220 243V241H219V239L218 238H220L221 239V241H223L224 240V244H222L223 242H221V244H222V250H223V248H225L224 250V259L222 260V258H223V255H221L222 256V258H221V260H219V259H217L218 258V256H217V253H216V250H217V247H216V249H215V251L213 252V254H211V253H208V255H209V257L211 256V255H216V263L215 264H247V262L246 263H244V262H237V261H235V260H233V259H231V260H227L228 258L227 257H229V256H231L233 253L232 252H234V251H237V250H239L240 248L239 247H241V245H240V243H238L239 241H237V243H236V240H234V238L235 237H233L232 236V239H233V241H231L232 239H230V237L228 238L229 240H230V243H229V240H228V243H229V245L231 244V242H232V245H230V246H228L227 247V245H228V243H226L225 244V239H224V237H223V240H222V236L220 235V234H217ZM165 234V235H164ZM244 234V235H243ZM259 234H260V238H258L259 237ZM156 235V236H155ZM159 235H161L162 237H160ZM164 235V236H163ZM214 235H213V237H214ZM220 235V236H219ZM241 235H243L244 236V238H243V236H241ZM245 235H246V237L249 239L250 237V239H251V241H250V239L249 240H247L246 239V237H245ZM153 236H155V237H153ZM159 236V237H158ZM166 236V237H165ZM219 236V237H218ZM258 236V237H257ZM165 237V238H164ZM212 237V236H211ZM160 239L159 241V243H157L158 241H157V239ZM162 238H163V240L164 241H162V243H161V240H162ZM167 238H170V239H167ZM235 238V239H236ZM263 238V239H262ZM215 239V238H214ZM166 240H168L169 241V243H168V241L166 242ZM151 241V242H150ZM172 241V242H171ZM174 242V243H173ZM219 242V243H218ZM227 242V241H226ZM233 242H235V244H236V246L235 245H233L234 243ZM241 242V241H240ZM161 243V244H160ZM164 243V244H163ZM215 244V243H214ZM239 244V245H238ZM161 245L163 246V247H161ZM170 245V244H169ZM169 245H166V247H164V248H166L167 249V246H169ZM204 245V244H203ZM213 245V244H212ZM223 245H226V246H223ZM252 245H253V247H252ZM189 246V245H188ZM209 246H210V244H209ZM208 246V247H209ZM239 246V247H238ZM243 246H245V245H243ZM173 247V250L172 251H174V249L176 250V255L179 257V255L181 254H179V249H176V248H174ZM202 247V246H201ZM168 248H171L172 249V247H168ZM194 248V247H193ZM207 248V247H206ZM210 248V247H209ZM218 248H219V246H218ZM254 248V249H253ZM198 249V248H197ZM186 250V249H185ZM184 250V251H185ZM195 250V249H194ZM200 250V249H199ZM209 250V249H208ZM212 250V249H211ZM221 249L219 250L220 251V253L222 252L223 253V251H222ZM241 250V249H240ZM241 250V251H242ZM249 250H251V251H249ZM253 250H255L254 252H253ZM168 251V250H167ZM191 251H193V250H191ZM206 252L207 251V249L205 250V248H204V246H203V248L201 249V254H203L204 252ZM213 251V250H212ZM218 251V250H217ZM240 251V255H243L242 253H245L244 251L243 252H241ZM168 252H170V249H169V251ZM182 252V251H181ZM203 252V253H202ZM208 252V251H207ZM210 252V251H209ZM160 253H161V256H160ZM170 253H172V252H170ZM175 253V252H174ZM189 253V252H188ZM200 253V252H199ZM214 253H216V254H214ZM220 253H219V255H220ZM239 253V252H238ZM163 254V255H162ZM192 254V253H191ZM231 254V255H230ZM253 254H254V256H253ZM158 255V256H157ZM165 255H166V251H165ZM168 255H170V254H168ZM171 255H174V254H171ZM170 255V256H171ZM185 255V253H183V255H181V258L179 257V260H178V262L176 261V264H183V263H181L182 261H181V259H183L182 258V256H184ZM234 255V254H233ZM245 256V255H244ZM173 257H175V255L173 256ZM173 257H172V259H173ZM178 257H176L177 259H178ZM185 257V256H184ZM220 257V256H219ZM232 257V256H231ZM231 257H229V259L231 258ZM253 257H256L257 259H255V258H253ZM192 258V256L190 257V259ZM207 257H205V259H206ZM211 258V257H210ZM209 258V259H210ZM252 258H253V260H252ZM157 259V260H156ZM167 258H165L164 259V261L166 260ZM172 262H173V260L171 259V257L169 258ZM177 259H175V260H177ZM225 259H226V261H225ZM169 260V261H170ZM184 260H186V259H184ZM183 260V261H184ZM188 260V259H187ZM215 260V259H214ZM218 260H219V263H218ZM192 261V260H191ZM193 261H194V259H193ZM211 261V260H210ZM221 261V262H220ZM224 261V262H223ZM230 261H232V262H230ZM235 263H234V262ZM263 261V262H262ZM158 262V261H157ZM167 262L168 261H165L164 263L165 264H167ZM190 262V261H189ZM198 262V261H197ZM196 261H195V264L197 263ZM205 262H208V261H206L205 260ZM211 262H213V260L211 261ZM211 262H209V263H206V264H210ZM228 262H230V263H228ZM174 264H175V262H173ZM186 263V262H185ZM184 263V264H185ZM158 264H162V263H158ZM169 264V263H168ZM172 264V263H171ZM191 264V263H190ZM198 264V263H197ZM202 264V263H201ZM212 264V263H211ZM248 264H249V262H248Z\"/></svg>",
    "mask_w": 264,
    "mask_h": 264
},
{
    "label": "rangeland",
    "instance_id": "374dc122",
    "mask_svg": "<svg viewBox=\"0 0 264 264\" xmlns=\"http://www.w3.org/2000/svg\"><path fill=\"white\" fill-rule=\"evenodd\" d=\"M5 2V0H2V2ZM12 0H10V2H11ZM60 1V5H61V7H60V9L61 8H63L62 7V3L63 2H65L64 0H59ZM72 1V0H71ZM78 1H80V0H78ZM100 1V0H99ZM102 1V0H101ZM119 1V0H118ZM117 1V2H118ZM123 1V0H122ZM131 1V0H130ZM135 1V3H137V0H134ZM133 1V2H134ZM139 2H138V20H136V22L139 24V26H137L138 24L136 23V22H134V20H133V22H132V19H130L131 21H129V20H127V22H126V20H123V21H125L126 22V24H125V22L123 23V24H125V26L127 27H125V26H118V24L119 23H117V22H120V14H118V16L119 17H115L116 19H115V23H114V25H115V27L116 26H118V27H121V30H120V33H118V36H120L121 34V36L120 37H114V35H113V37L117 40V41H119V40H122L123 39V34L124 35H126L127 36V38H129V37H132L133 35H135V33H137L138 35H139V37H137V39H136V35L135 36H133V37H135L134 39L133 38H129V39H131L130 41H129V43L131 44V43H133V47H132V49L134 48V45L137 43L138 44V42H136V41H138L139 40V46H138V48H139V51H141L140 50V48L144 51V52H140L138 55H137V57H136V54H134V53H132V54H134L135 56H133V57H135V58H137V60L136 61H138V62H140L142 65L140 66V67H142L141 68V70L143 69V67H144V64H145V66H146V63L145 62H147V64H149V66L152 68V69H150V67H147L146 66V68L148 69V71H150V70H152L153 72V74H155L156 72H158L156 75H154L155 77H153L152 76V78L153 79H155L154 81H156V79H157V82H158V80H159V82L158 83H154V81L152 80V78H151V75H152V73L151 72H145L144 70H146L145 68L143 69V71H139V63H138V66L135 64V63H133V64H135V66L133 67V65H132V62L133 61H131L132 59L134 60V58L132 57L131 58V60L129 59H127V58H130V57H128L127 55H126V61H127V63L125 64L124 63V65H126V67H125V70L127 69V66H129L128 68L130 69V70H127V71H124V66H123V62L122 61H119L118 62V60H116L118 63H120V62H122V63H120V65L122 66V69H121V72H119L120 70L118 69V71L117 70H115V71H117V72H114V75L116 74H118L119 75V73H120V75L121 74H123V72H124V77H126L127 79H129L127 76H129L130 77V75H127V72L129 71V73L130 72H132V71H134V72H132V74L133 73H135V71L137 70V71H139V73H137V71H136V73H137V79L136 80H138V81H136L135 83H134V80H133V77H131L132 78V80L131 79H129V82H130V80L132 81V82H130V84L131 83H133L134 85H132V86H134L135 88H136V85H138V83H139V80H140V85H138V87L136 88V90L138 89V91L137 92H139V90H140V88L142 89V87H143V91H144V93H141V92H143V91H141V92H139V93H141V94H145L146 93V95H143L142 96V98H139V101L141 100V103L143 102L144 103V105H143V103L141 104L139 101V104H141V107H140V105L138 104V106H139V108L138 107H134L133 108V103L132 102H135L134 100H132L131 101V103H130V101H129V99H130V97H129V95H131L130 93H131V91L130 90H134V88H131L130 89V84H129V82L128 81H126V78L124 79V77H123V75H122V84H121V82H120V84L118 85V86H116L117 84H115L114 85V87L116 86V88H119L120 89V91H119V89H116L115 90V88L113 89V88H111L112 86H113V84L115 83V82H113V81H111L112 79V75H113V73H112V70H111V73H107V75H109L108 77H110V79L111 80H109V81H111L113 84H112V86H111V83L109 82V83H107L106 84V82L103 84L102 82H101V84H100V81L98 82V84L96 83V84H94V81H93V83L92 82H90V79H88V81H89V86H88V89H89V87H90V91H89V93L91 92V90H94V89H96L95 90V92L96 93H94L93 91V93L95 94H93V93H91L92 95H94V96H97L99 93H101V91H103L104 89L103 88H106L105 89V92H109L108 94H106L107 96L109 95V97L111 96V93H112V95H113V97L111 96V98H109V100L111 99V100H113V99H115L114 97L116 96V94H120V96L121 97H118V98H122L124 95V97L122 98V101H123V104L126 106V108H125V106H123V104L121 105V102L122 101H119V103H120V105L117 107L118 109H116V110H119V113L121 112V110H123L122 108L124 107L125 108V111L124 112H121L122 114H118L117 116H116V114L114 115V114H112L111 113V111H112V109H113V107L116 105V104H118V102H112L111 101V103L114 105H112L110 108V113H109V111L107 112L108 114H106V115H111V116H105L106 117V119H104V122H105V120H106V122H107V124H108V122H109V124H111L112 125V127L108 130V129H106V128H109L110 126H109V124L107 125V124H105L104 123V127H106L105 129L106 130H104V128H103V132L105 131H109L110 133H108V135H107V133L105 134V132L103 133H101V136L102 135H104L105 134V136H103L102 138H100L99 139V141L100 140H102L103 141V143H104V140H106V142L105 143H107V140L108 139H112V140H110V146H111V141H113V136H114V138L116 137L115 135H119L118 137V139L119 140H121V138H123V142L125 141V143H123V142H121V143H123V147L121 146L122 144L119 142V140L117 141V138H115L116 139V141L114 140V143L116 142L118 145H119V147H122V148H118V145L115 143L113 146H117L116 148H114L113 146L109 149V150H106L107 152H99V150H98V148H97V146H96V153H97V156H96V153H95V151L94 150H92V152L94 151V153L93 154H95V156H96V159L98 160V152L100 153V155H102L103 156V158H105V161H103V160H98L99 162L98 163H102L103 165H104V163L103 162H105V164L107 163V165H109V163H111L109 160L110 159H112L113 157L115 158V160H117V159H120L121 157L123 158V160L125 161V158L127 159V157H123V155H125V154H123V155H119V156H117L118 155V153L117 154H112V152H118V150H119V153L121 154L122 153V151H123V149L125 150V151H123L124 153H126V152H128V153H126L127 155L128 154H130L129 156H131L130 157V160H126V161H129V164H128V166L130 165V164H132L131 166H133V163H131L130 161H133L134 162V166H136V162H138V159L140 158L139 156H137V152H139V149L138 150H136L135 151V148H136V145H131L130 144V140H131V142H132V144H133V142L134 141H138V140H135V139H137V137L139 138V135H142V137H143V139H145V140H143L141 137H140V140H143L142 142H145L148 138H150V140L148 139V142L150 141L151 142V144H152V141H153V138H155V142H153L154 144H152L153 146H155L153 149H155L153 152L154 153H152V155H151V160H149V158L150 157H148V156H150V155H148L147 156V154L149 153V154H151V152H145V155H146V157H148V159H145L146 157H145V155L141 158V160L143 161L142 163H144V162H147V163H149V161H152L153 163H154V160L156 159V157L155 156H159V158H160V160L162 161H160L161 163L159 164V161H157V164H156V161H155V167L153 166H151L152 165V163L150 164V166L152 167V168H154V169H151V171H150V166H149V164L147 165V166H149V167H143L142 165H144V164H142L141 163V161H140V163H139V165L141 164V166H142V169L143 170H146L147 172H145V171H143V175H145L146 173V177H147V180H142L141 182L142 183H146L147 181H148V184L150 185L149 187V189L147 188L148 187V185L146 186V184H145V186H144V184H142V183H137V181H135V180H137V178H136V176L138 175V173H136L135 175V180L133 179L132 180V182H135V183H132V182H130V180L128 179V180H125V178L127 177H129V176H127V174L129 175V173L125 170L124 172L126 173L125 174V178H124V176H123V178H124V180H123V178H122V180L124 181V182H122L121 183V181L119 182V180H120V173H121V171H119V180L117 179H113V180H115V181H118V183H121L122 185L125 183V185H123L122 187H121V185L119 186V185H117L116 186V188L119 186V188L121 187V188H123V189H119V191L120 190H123L124 192L126 191L125 190V187H126V189H131V190H129V192H125V195H124V192L122 193L123 194V196L124 197H122V200H124V202H126V203H122L121 202V200H120V202H119V204H121L122 206H123V208H124V211H126L125 213H128V214H133V212H134V210L133 209H135V208H133L134 206H132V205H135V207H137V203H133V202H135V200L136 199H139L140 197H141V193H142V197H144V199L145 200H143V202H144V204L142 203L141 204V202H139L138 204L139 205H141L140 207H142V209H143V205H147V206H149V207H147L146 206V208H148V209H146L145 207V209L146 210H148L147 212H149V213H152V214H149V213H147V217H149L150 215H151V220L153 219V221L155 220V218H156V221H155V223H153V221L151 222V220H150V217L148 218V220H150V222L153 224L152 225V227L151 228H153L154 227V229L156 228V222L158 221L159 222V225L157 226V228L158 229H160L159 227H160V222L161 223H165V226H167V228L169 227L170 228V230L168 229L167 231L170 233V234H173L172 236H170V234L169 235H167V237H169L170 236V238L172 237V240L174 241V242H176V247H174V245L172 246V244L171 243H169V241L168 240H166V242L168 241V243L170 244H165L164 245V247H166V245H169V246H167V249L166 248H164L162 245H161V247H163V249H165V250H162L161 251V253L163 252V256H161V253H160V256L163 258V257H165V258H167L165 261H168L167 262V264L169 263V264H174L173 262H175V264H176V261L178 262V260H179V257L181 258V255H183V253H185V257L184 256H182V258L183 259H181V263H185V264H195V261L198 263V264H206V263H209V262H211L212 260H213V262H211L212 264H215L216 262V255L214 256V255H211L210 257H209V255H208V253H211V254H213V252L215 251V249H216V247H217V250H216V253H217V256H218V258L217 259H219V260H221V258H222V256L221 255H223L225 252V248H223V250H222V244H224V240H223V237H224V232H222L223 234L221 235L220 234V231L222 230V228H216L214 225H216V226H218L217 224H219V226L221 227V224L220 223H222L223 222V220L225 219V217H223L222 218V213H221V211L222 212H224L225 214H227V216H228V210H229V208H230V206H232V205H235V204H239V206L241 207V209H242V206L245 208V206L242 204V202H243V200H244V194L243 193H245V191L244 190H242V188H240V189H238L237 187V189H232L230 186H228V187H226V185L227 184H225L224 186L225 187H222V184H224V181H225V178H226V176H227V178H226V180L227 181H225L226 183H230V181H233V182H235V183H238L239 181H241L243 178L245 179L246 177L247 178H249V181H250V183H251V186L249 187V189H248V192L250 193V195L251 196H249V194H247V196H249V197H251V198H258L259 196H262V197H264L263 196V194H264V178H261V177H256V176H253L252 174H254L252 171H251V168H249V165H250V163H259L260 161H262V158H264V86H263V84H264V54H261V52L259 53L258 51H260V48H259V46H257V45H255V47L257 46L258 47V51L256 52L255 50V54H253L254 55V58H252V56L251 55H248V56H244V58H246V57H248V59L247 60H249V62H250V59H249V57L251 56V60H252V62L251 63H248V61L245 59H241V58H239V57H241V55H242V58H243V54H239V52L240 51H242V49L240 48V46L237 48V47H234L232 44V47L231 46H229V49L230 48H237L238 49V56L236 55L235 56V54L232 56V53H229V52H227V50L229 51V49H226L225 50V52H227V53H225L224 52V55H223V57H221V54H220V56L217 58H215V59H217V60H214V61H216V62H214V64H211V62H213L212 60H210V61H208L207 59H204L203 57V59L201 58V54H199L200 56V58L202 59V61L204 62V60H207V62L206 63H208V66H210V68L207 66V65H205L204 63H202L201 61L199 62V60H195V61H197L198 63H194V58H191L190 57V62H188V60H186L185 61V59H187V58H185L184 56H185V54H184V56H182V54H179V56L178 57H180V55H181V58L179 59V62H176L175 60H176V57H175V54L172 52V47L173 48H175L176 47V44H175V47L173 46V44L175 43V42H173V39L175 38H173V36H175L173 33H177V30H176V25L174 26L172 23V21H173V12H172V6L169 4V3H171V0H157V1H155V0H143V2H142V0H138ZM152 2V4L150 3V2ZM159 1V2H158ZM163 1V2H162ZM1 2V3H2ZM9 2V3H10ZM13 2H17V1H13ZM13 2H11V4H10V7L12 6V3ZM22 2H24V1H22ZM76 2V1H75ZM95 2V1H94ZM94 2H92V3H94ZM97 2V1H96ZM104 2V1H103ZM109 2V1H108ZM110 2H111V0H110ZM113 2H115V4H116V1H114L113 0ZM113 2H111V3H113ZM120 2H121V0H120ZM125 2H127V0L125 1ZM166 2H168V3H166ZM9 3H7V0H6V5H8ZM19 3H21V2H19ZM69 3H71L70 1H69ZM85 3H86V1H84L83 3H81V5H85ZM90 3V2H89ZM98 3V2H97ZM97 3H95L96 5L95 6H93V5H91V8L93 7V9L94 8H96L97 7ZM107 3V2H106ZM129 3V2H128ZM131 3H132V1H131ZM147 3H148V5H147ZM166 3V4H165ZM5 4V3H4ZM14 4V3H13ZM66 4V3H65ZM72 4H74V3H72ZM76 4H78V2L76 3ZM75 4V5H76ZM122 4V3H121ZM150 4V5H149ZM159 4V5H158ZM16 5V4H15ZM21 5V4H20ZM22 5H25V4H23L22 3ZM71 5V4H70ZM90 5V4H89ZM89 5H88V9H89ZM100 5V4H99ZM104 5V4H103ZM113 6H114V4H112ZM111 5V6H112ZM130 5V4H129ZM133 5V4H132ZM169 5V6H168ZM72 6H74V5H72ZM72 6H70V8L72 7ZM77 6V5H76ZM124 6H126V5H124V2H123V5H121V9L124 7ZM131 6V5H130ZM259 6H262V4L260 5L259 4ZM13 7V9L15 10V6L13 5L12 6ZM20 7V6H19ZM66 7H68V6H66ZM75 7V6H74ZM79 7V6H78ZM109 6L107 5V8H108ZM143 7V8H142ZM258 7V6H257ZM263 7H264V3H263ZM257 8V10H260V9H262L263 11H264V8ZM22 8H24V7H22ZM65 8V7H64ZM73 8V7H72ZM83 8V7H82ZM90 8V9H91ZM100 7H98L97 8V10L99 9ZM105 7H103V9H104ZM107 8H105V10H108ZM127 8H128V6H127ZM146 8V9H145ZM152 8V9H151ZM19 9V8H18ZM17 9V10H18ZM74 9V8H73ZM77 9V8H76ZM80 9H81V7H80ZM85 9V7L83 8V10ZM90 9L88 10V12H87V14H86V10H80V13L77 15V18H79L80 20H82L81 19V17H83V15H85L86 14V16L87 17H91L92 19L95 17L96 18V14L94 15V17H92L93 16V12H90L89 13V11H90ZM120 9V10H121ZM124 9V8H123ZM132 10V6H131V8L129 7V10H127L128 12L129 11H131ZM155 9V11H153ZM17 10H15L16 12H17ZM22 10V9H21ZM63 10V9H62ZM78 10V9H77ZM96 10V9H95ZM100 10V9H99ZM126 10H125V12H126ZM150 10H151V13L153 14H150L149 15V13H150ZM190 10H194V8L193 9H190ZM256 9H254V11H255ZM261 10V11H262ZM19 11V10H18ZM64 11V10H63ZM67 11H68V8H67ZM67 11H65V12H67ZM70 11V10H69ZM73 11V10H72ZM75 11V10H74ZM73 11V12H74ZM83 12V15H82V12ZM91 11H92V9H91ZM101 11H102V9H101ZM139 11H140V13H139ZM145 11V12H144ZM157 11H158V13H157ZM21 12V11H20ZM61 12V11H60ZM76 12V11H75ZM75 12H74V14H75ZM79 12V11H78ZM117 13H118V11H116ZM122 12V11H121ZM171 12V13H170ZM196 12V11H195ZM194 11H190V13H193L191 16H193L194 14H196ZM255 12H258V11H255ZM64 12H62V14H63ZM70 13V12H69ZM72 13V12H71ZM85 13V14H84ZM95 13H96V11H95ZM120 13V12H119ZM127 13V12H126ZM147 13H148V15H147ZM189 13V14H190ZM67 14V13H66ZM66 14H64V17L66 16ZM82 15V16H80L79 17V15ZM124 14V13H123ZM122 13H121V15L122 16H124ZM9 15V14H8ZM11 15V14H10ZM18 15H21V14H18ZM61 15V14H60ZM68 15V14H67ZM98 15H99V13H98ZM117 15V14H116ZM17 16V15H16ZM62 17H63V15H61ZM70 16V15H69ZM73 16H75L76 17V15H73ZM86 16H84V17H86ZM115 16V15H114ZM121 16V17H122ZM158 16V18H156ZM62 17H60V20H61V18ZM18 18H20V17H18ZM67 18H69V17H67ZM67 18L65 17V19H66V24L62 21L61 23H60V26H62L63 27V29H64V27H65V29H71V28H68V27H70V26H66L67 24H68V21H69V24L68 25H70L71 23H70V21H72V23L73 24H77V23H79V22H82V21H80V20H77V21H79V22H77L76 21V23H74V21H75V19H77V18H75V19H73L72 17L71 18H69L68 19V21H67ZM140 18V19H139ZM161 18V19H160ZM64 18H62V20H63ZM72 19V20H71ZM86 21H83V22H88L87 21V19L86 18H84ZM92 19H90V20H92ZM126 19V18H125ZM171 19V20H170ZM94 20V19H93ZM119 20V21H118ZM141 20V21H140ZM159 20H161V21H159ZM164 20V21H163ZM181 20V17H180V19H179V21ZM114 21V20H113ZM144 21H146V22H144ZM149 21V22H148ZM154 21V22H153ZM183 20H181V22H182ZM92 23H93V21H91ZM132 22V23H131ZM181 22H180V24H181ZM110 23H111V21H110ZM131 24V26H130V24ZM136 23V24H135ZM146 24V26H144L145 24ZM160 23V24H159ZM166 23V24H165ZM168 23V24H167ZM117 24V25H116ZM122 24V23H121ZM136 26V29L135 30H133V32H135V33H133V32H131V34H132V36H131V34L129 33V35H128V30L130 31V29H134V25ZM156 24V25H155ZM157 24H158V26H159V28H158V26H157ZM179 24V25H180ZM64 25V26H63ZM78 25H80V26H82V24L80 23V24H78ZM87 25H90V23L89 24H87ZM112 25V23L109 25V26H111ZM132 25H133V27H132ZM182 26L183 25H185L184 23L183 24H181ZM74 26H76V25H74ZM80 26H79V31L77 30L78 28H76V30L78 31L77 33L78 34H80V37H83L81 34L82 33H84V29L86 28L84 25V29H82V27H81V29L83 30H81L80 29ZM91 26V25H90ZM113 26V25H112ZM128 26H129V28H128ZM155 26H157V27H155ZM161 26V27H160ZM62 27H60V29H62ZM67 27V28H66ZM76 27H78V26H76ZM118 27H116V28H118ZM143 27V28H142ZM181 27V26H180ZM184 27L185 26H183V28H181L182 30L184 29ZM261 27H263V26H261ZM74 28V27H73ZM89 28V27H88ZM88 28H86V29H88ZM111 28V27H110ZM114 28V27H113ZM125 28V29H124ZM140 28H141V30H140ZM144 28H146V29H144ZM161 28V29H160ZM256 28H258V27H256ZM144 31H143V30ZM154 29V30H153ZM156 29V30H155ZM180 29V30H181ZM220 29V28H219ZM259 29V28H258ZM261 29H264V28H260V30ZM89 30V29H88ZM87 30V31H88ZM111 30H113L112 28L110 29V31ZM152 30V31H151ZM157 31H158V33H157ZM186 31L188 32V30L186 29ZM195 31V30H194ZM264 31V30H263ZM108 32H109V28H108ZM112 32V31H111ZM111 32H109L108 33V35H110V33ZM114 32V31H113ZM119 32V31H118ZM125 32H126V34H125ZM153 34H152V33ZM160 32V33H159ZM191 32L194 34L195 32H193V30H191ZM190 32V33H191ZM116 33V32H115ZM144 33V34H143ZM146 33V34H145ZM181 33V32H180ZM189 33V34H190ZM215 33H216V31H215ZM215 33H213L212 32V34H210L208 37H206V38H208V40L204 37V38H202V39H206V41H205V43L203 42L204 40H202V39H200L199 41H197V42H199L198 44H200V45H197V42H195V41H192V40H194V38H196L198 35H192V36H196V37H194V38H192V40L191 41H189V43L187 44V42L188 41H186L185 42V38L187 39V36L186 37H184V39H182L181 37V39H180V41L181 40H183V41H181V43L180 44H182V43H186V46L188 47L187 48V50H188V52L190 53V55H191V53H194V51L196 50L197 51V49H196V45L197 46H200L199 47V49L201 48V50H199L200 51V53H202V54H205L206 55V58H210L211 56L209 55V54H206V53H204L203 51H204V48L202 47V43L201 42H203L204 44V46H206V45H209V43H208V41H209V38H211V40H212V38L214 37V35H217V34H215ZM85 34V33H84ZM83 34V35H84ZM86 34H87V32H86ZM85 34V35H86ZM117 34V33H116ZM178 35H179V33H177ZM189 34H188V36H189ZM204 34H206L207 35V33L205 32ZM155 35V36H154ZM184 35V34H183ZM191 35V34H190ZM213 35V36H212ZM126 36L124 37V38H126ZM129 36V37H128ZM148 36H149V38H148ZM152 36V37H151ZM180 36V35H179ZM182 36V35H181ZM108 37V36H107ZM111 37V36H110ZM122 37V38H121ZM155 39H154V38ZM109 38V37H108ZM112 38V37H111ZM120 38V39H119ZM126 38V39H127ZM153 38V39H152ZM190 38V39H191ZM200 38V37H199ZM10 39H13V38H10ZM79 39V41H81L80 40V38H78ZM110 39V38H109ZM115 39H114V41H115ZM119 39V40H118ZM126 39L124 40V42L126 41ZM149 39V40H148ZM196 39H198V37L196 38ZM195 39V40H196ZM214 39V38H213ZM9 40V39H8ZM148 40V41H147ZM150 40H152L151 42H150ZM189 40V39H188ZM202 40V41H201ZM13 40H10V41H6V42H8V44L9 43H11V46L12 47H14L15 49L16 48H18V50H15L14 48H12L10 45H6L5 47L7 48V46H8V49H12V50H14L15 51V53H17V54H19V55H21V51H20V49L22 50V48H23V43H24V41L22 40V39H15L14 38V41L16 42V43H18L19 44V47H18V44H16L15 46H14V44L12 45V43L14 42H12ZM20 41V42H19ZM78 40H76L75 41V39H74V42H76V43H74L75 45H73V47H75V46H77V49H76V47H75V50L76 51H78L79 49H78V47H80L81 45L83 46L85 43H82V44H80V42L78 41ZM107 41H112V40H107ZM112 41L113 43H111L110 44V46L109 45H107L108 47H107V50H105V48H104V46H105V44L104 43H107V42H105V39H104V46H103V48H104V50H105V54L104 55H106V57L107 56H109V54L107 55L106 53L107 52H109L110 51V49H109V47L111 48V52H109V53H113L114 52V54L113 55H115V50L113 51V49H115V45L114 46H112V44H114L115 42H117V41ZM201 41V42H200ZM6 42H5V44H6ZM23 42V43H22ZM128 42V41H127ZM210 42V41H209ZM212 42V41H211ZM215 42V41H214ZM20 43H21V45H20ZM77 43H79L80 44V46H79V44H77ZM120 43V42H119ZM208 43V44H207ZM213 43V42H212ZM26 44V43H25ZM118 44V43H117ZM116 44V45H117ZM121 44V43H120ZM122 44H123V42H122ZM136 44V45H137ZM165 44V45H164ZM179 44V43H178ZM102 45V44H101ZM125 45H126V43H125ZM169 46V48H167L166 49V47H168ZM172 45V46H171ZM183 45L184 44H182L181 46V49H185L184 47H183ZM81 46V47H82ZM85 46V45H84ZM113 47V49H112V47ZM120 46V45H119ZM164 46H166V47H164ZM185 46V47H186ZM9 47H11V48H9ZM24 47H26V45L24 46ZM80 47V48H81ZM86 47H88V46H86ZM117 47V46H116ZM126 46H124V48H125ZM178 47V46H177ZM85 48V47H84ZM121 48V46L119 47V49ZM164 48V49H163ZM198 48V47H197ZM233 48V49H234ZM101 49V48H100ZM123 49V48H122ZM127 49H128V45H127ZM126 49V50H127ZM130 49V48H129ZM152 49V51H151V53H149V52H147V51H150V50ZM153 49H154V51H153ZM166 49V50H165ZM180 49V48H179ZM246 49H248V48H246ZM251 49V50H250ZM254 49V48H253ZM11 50V51H12ZM24 51H25V48L23 49ZM22 50V53L24 52ZM81 51L83 50L82 48L80 49ZM102 50V49H101ZM125 50V51H126ZM203 50V51H202ZM236 50V49H235ZM240 50V51H239ZM251 51V53L253 52V50H252V48L250 47L249 49H248V51ZM263 49H261V51H262ZM20 51V52H19ZM75 51V52H76ZM81 51H79L80 53H82ZM85 51V50H84ZM113 51V52H112ZM130 51V50H129ZM132 51V50H131ZM130 51V52H131ZM185 51H186V49H185ZM199 51H197L198 53H199ZM245 52H246V50H244ZM264 51V50H263ZM99 52V51H98ZM118 52V51H117ZM119 52H121L120 50H119ZM180 52H182V51H180L179 50V53ZM184 52V51H183ZM188 52H186V54L188 53ZM233 52H234V50H233ZM237 52V51H236ZM100 53V52H99ZM126 53V52H125ZM138 53V52H137ZM141 53H142V55H141ZM146 53H149V54H152L153 55V57H152V55L150 56L149 54H148V57L150 56V58H147V57H145L144 56V54ZM188 53V54H189ZM244 53V52H243ZM250 53V52H249ZM250 53V54H251ZM263 53V52H262ZM117 54V53H116ZM119 54V53H118ZM123 54H124V52H123ZM188 54H187V56H188ZM104 55H101V54H99V55H97V56H104ZM194 55H195V53H194ZM194 55H191L192 57L194 56ZM207 55H208V57H207ZM216 55H219V54H217L216 53ZM97 56H95V58H98ZM118 56V55H117ZM139 56V57H138ZM214 56H215V54H214ZM228 56H230V57H228ZM105 57V59H110V58H112L113 56H109V57H107L106 58ZM155 57V58H154ZM184 59H183V58ZM196 57H198L197 55H196ZM195 57V58H196ZM196 58V59H200V58ZM227 57H228V59H227ZM102 58L103 57H101V60H102ZM117 58V57H116ZM120 58V57H119ZM118 58V59H119ZM123 58V57H122ZM145 58H147V60L148 59H150L149 61H151V62H149V61H147ZM154 58V59H153ZM222 58V59H221ZM223 58H225L224 60H223ZM113 59V58H112ZM152 59V60H151ZM155 59H158V60H156V62L154 61ZM211 59V58H210ZM239 59H241L242 61H247L246 63L244 62H242L241 60H239ZM123 61L125 60V59H122ZM191 60H193V63H191ZM223 60V61H222ZM227 60V61H226ZM97 60H95V62H96ZM98 61H99V59H98ZM97 61V62H98ZM105 61L106 60H102V62L103 63H101V61H100V63L98 64L99 65V67H100V65H103L104 63H105ZM113 62H116V61H114V60H112ZM125 61V62H126ZM129 61H130V64H129ZM143 61V62H142ZM152 61H153V64H152ZM163 63L162 65H161V63ZM163 61V62H162ZM170 61H171V63H170ZM175 61V62H174ZM239 61V62H238ZM82 62L83 61H81L80 62V65H79V67L81 66L82 67V69L84 68V66L83 65H85V62L82 64ZM88 62H90V61H88ZM92 62V61H91ZM107 62H109L110 63V60H107ZM105 63L104 64V66L106 67L107 66V64L108 63ZM112 62V63H113ZM134 62H135V60H134ZM149 62V63H148ZM156 63V65L155 66H153L155 63ZM158 62V63H157ZM230 62V63H229ZM87 63V62H86ZM93 63V62H92ZM91 63V64H92ZM144 63V64H143ZM175 63H177L178 65H180L181 66V68H180V66H176L177 68L176 69H178L177 71H179V74L180 75H182V73H181V71L183 72L184 71V73H183V78L179 75L178 77H177V71L175 70V69H172V68H174L175 67ZM199 63H200V67H198V65H199ZM201 63H202V66H201ZM209 63H210V65H209ZM229 64V65H226V64ZM82 64V65H81ZM95 64V63H94ZM94 64H92V66H94ZM173 64H174V67H173ZM205 66H207V67H205ZM218 64V65H217ZM221 64V65H220ZM226 66H225V65ZM72 65V64H71ZM89 65L90 64H88L87 66H88V68H90L89 67ZM109 65V64H108ZM114 65V64H113ZM132 65V66H131ZM161 65V68H158L159 66ZM164 65V66H163ZM169 65V66H168ZM197 65V66H196ZM212 65H214V67L212 66ZM32 66V65H31ZM91 66V65H90ZM97 66V65H96ZM104 66H102L103 68H104ZM116 66V65H115ZM118 66V65H117ZM121 66H118V68H121ZM130 66H131V68H130ZM139 68H137V67ZM167 66V67H166ZM198 67L199 69H198V71H196L195 70V68L196 67ZM220 66V67H219ZM75 67L76 68H78L77 67V65H75ZM108 67V66H107ZM153 67H154V69H153ZM215 67H216V69H215ZM26 68V67H25ZM36 68V67H35ZM34 68V69H35ZM72 68V67H71ZM96 68V67H95ZM95 68H94V70H95ZM97 68H98V66H97ZM109 68V70H110V67H108ZM133 68V70H131ZM137 68V69H136ZM155 68H158V71H157V69H155ZM232 68H234V69H232ZM236 68H239L238 70H239V72H238V70H236ZM22 69V68H21ZM26 69H30V70H32V68L30 67V66H28ZM25 69V70H26ZM85 69H87L86 67H85ZM85 69H84V71H85ZM99 69H101V67L99 68ZM240 69H243L244 71H245V74H248L247 73V71H250L251 73H250V75H252L253 77H252V79H255V80H252L251 79V82L250 81H248L249 83L247 84V83H245L244 81H242L243 80V75H245L244 74V72H241L240 71ZM76 70V71H75ZM74 71L75 72H77V69H75ZM81 70V69H80ZM92 70V69H91ZM91 70H89L88 69V71H90L91 72ZM97 70V69H96ZM108 70V71H109ZM156 70V71H155ZM160 70V71H159ZM163 70V71H162ZM211 70V71H210ZM228 70H230L229 72H228ZM242 70V71H243ZM33 71H35V70H33ZM33 71H31V72H33ZM69 71H71V69L69 70ZM68 71V72H69ZM73 71V72H74ZM87 71V70H86ZM192 71H193V73H192ZM195 71L196 72H198L197 74L195 73ZM219 71V72H218ZM222 71V72H221ZM235 71H237V72H235ZM255 71V72H254ZM24 72V71H23ZM60 72V70L58 71V74H60L59 73ZM74 72V73H75ZM78 72H79V70H78ZM81 72H82V70H81ZM208 72V73H207ZM218 72V73H217ZM26 73V72H25ZM43 73V72H42ZM53 73H55V72H53ZM88 73V72H87ZM105 73V74H106ZM125 73H126V75L127 76H125ZM140 73H142V75H144V74H146V73H148L147 74V76L148 75H150L149 76V78H150V82L149 81H147V80H149V79H147L148 77L146 76V75H144L143 77H142V75L140 74ZM210 73V74H209ZM219 73H220V75H219ZM224 73V74H223ZM237 73H239L240 74V76H241V78H239L240 76H239V74H237ZM242 73V74H241ZM22 74H24V73H22ZM21 74V75H22ZM28 74H31L30 72H28ZM33 74V73H32ZM39 74V73H38ZM44 74V73H43ZM68 73H65L63 76L65 77V78H63L64 80H68L67 79V77L69 76V74H72V73H69L68 74V76L66 77V75H67ZM77 74V73H76ZM80 74V73H79ZM83 74H86V73H83ZM104 74V75H105ZM158 74H160V75H158ZM174 74V75H173ZM185 74V75H184ZM192 74H194V75H192ZM196 74V75H195ZM235 74H237L236 76H235ZM260 76H259V75ZM21 75H18V78H15V81H13L15 84H16V87L18 88L19 86H21V88H22V85L23 84H20L19 85V80H20V82H21ZM36 75H37V73H36ZM55 75H57V74H55ZM73 75V74H72ZM72 75H70V76H72ZM78 75V74H77ZM81 75H82V73H81ZM90 76H92L93 75V72H91V74H89ZM88 75V76H89ZM117 75V76H118ZM136 76V74H133V76ZM138 75H140V76H138ZM176 75V76H175ZM197 75H199V77L197 76ZM200 75H202V77H200ZM218 77H217V76ZM230 75V76H229ZM20 76V77H19ZM25 76V75H24ZM23 76V77H24ZM30 75H28V77H29ZM74 76V75H73ZM76 76V75H75ZM87 76V75H86ZM135 76H134V78H135ZM158 76V77H157ZM161 76H163V78H161ZM168 76V77H167ZM195 78H193V77ZM260 78H259V77ZM32 77V76H31ZM37 78H41V76L40 77H38V76H36ZM60 77V78H59ZM104 76H102L100 79H102L103 81H105L104 79L107 77V76H105V78H103ZM108 77H107V79H108ZM139 77V78H138ZM174 77H175V79H174ZM206 77V78H205ZM216 77V78H215ZM246 77H248V75H246ZM36 78V79H37ZM45 78L47 79V83H49V80H50V76L48 77V75L47 74H45ZM52 78V77H51ZM56 78H58V79H61V76H59V75H57V77ZM69 78V77H68ZM114 78V77H113ZM116 78H118V77H116ZM120 78H121V76H120ZM140 78H142V79H140ZM178 78V79H177ZM193 80H192V79ZM199 78H203V79H201V80H198V82H196L197 81V79H199ZM208 78V79H207ZM213 78V80H210V79H212ZM220 78V79H219ZM226 78V79H225ZM231 78H233V80L231 79ZM237 78V79H236ZM258 78V79H257ZM17 79V80H16ZM32 79V78H31ZM34 79V78H33ZM44 79V78H43ZM53 79V78H52ZM73 79V78H72ZM145 79V80H144ZM165 80V82H167V79H168V83L166 84L165 82H164V80ZM172 81H171V80ZM248 79H250V76L248 77ZM91 80H93V79H91ZM116 80V79H115ZM162 80V81H161ZM176 80V81H175ZM177 80H179L181 83H178L177 84V86L175 85V83L177 82ZM192 80V81H191ZM194 80H195V82H194ZM203 80V81H202ZM216 80V81H215ZM225 80V81H224ZM25 81V80H24ZM31 81V80H30ZM36 81V80H35ZM34 81V82H35ZM51 81V80H50ZM119 81H121V80H119V78H118V83H119ZM146 81V82H145ZM170 81V82H169ZM178 81V82H179ZM199 81H201V82H199ZM208 81V82H207ZM211 81V82H210ZM227 81V82H226ZM11 82V81H10ZM9 82V83H10ZM12 82V83H13ZM17 82V83H16ZM22 82H23V79H22ZM33 82V83H34ZM69 82V81H68ZM152 82H153V84L154 85H152ZM172 82H175V83H172ZM198 83V84H194V83ZM218 82V83H217ZM241 82V83H240ZM257 82V83H256ZM259 82V83H258ZM2 82H0V85H1V92L2 93H8L7 91H9V90H12L13 89V93L12 94H10L11 92H9V94L12 96H15V94H16V96H18L17 95V93H15L14 92V90H15V85L14 84H12L11 83V85L10 84H8V85H10V87L9 88H11V87H13L12 89H9V90H7V91H4V90H6L7 89V86H6V88H3L2 87V85H3V83L1 84ZM36 83H37V81H36ZM35 83V84H36ZM40 83V82H39ZM38 83V84H39ZM51 83V82H50ZM49 83V84H50ZM147 83V84H146ZM162 83V84H161ZM193 83V84H192ZM199 83H203L202 85L204 86V88L206 89V88H208V89H203V87H202V85L201 84H199ZM209 84V86H210V89H209V86H206L207 84ZM229 83V84H228ZM251 83H253V84H251ZM18 84V85H17ZM32 84V83H31ZM31 84H29V85H31ZM101 85V87H100V85ZM102 84L103 85H106V86H108V88L106 87V86H102ZM109 84V85H108ZM145 86H144V85ZM158 84V85H157ZM216 84H218V86L216 85ZM243 84H246V85H243ZM5 85H7V84H5ZM5 85H4V87H5ZM33 85V84H32ZM48 85V84H47ZM93 85H95V86H93ZM97 85V86H96ZM125 85V86H124ZM161 85H163V86H161ZM195 87H194V86ZM196 85H197V91H196ZM43 85H41V87H42ZM120 86V87H119ZM128 86H129V89L130 90H128ZM131 86V87H132ZM26 87H27V85H26ZM30 87V86H29ZM41 87H39V88H41ZM97 87H99L98 89H97ZM109 87H110V89H109ZM148 87H149V89H148ZM163 87V88H162ZM177 87V88H176ZM192 87H193V89H192ZM212 87H214L213 89H211ZM219 88V90H218V88ZM220 87H221V89H220ZM228 87V88H227ZM251 87V88H250ZM257 87V88H256ZM3 88V89H2ZM16 88V89H17ZM23 88H25V86L23 85ZM37 88V87H36ZM44 88H45V82H44ZM91 88H94V89H91ZM102 90H101V89ZM126 88H127V90H128V94H125V93H127V91H126ZM165 88H168L169 89V93H168V91H166L167 89H165ZM174 88V89H173ZM195 88V89H194ZM26 89V88H25ZM24 89V91L25 92H27V90H28V88H27V90H25ZM111 89H113L112 91H110ZM124 89H125V91H124ZM151 89V90H150ZM158 89V91H156ZM163 89H165V91L167 92L166 94H169V96H167V95H165L164 94V91H163ZM191 89V90H190ZM198 89H200V93H202L201 95H200V93H199V91H198ZM217 89V90H216ZM37 90H38V88H37ZM44 90V89H43ZM43 90H42V92H43ZM108 90V91H107ZM118 90V91H117ZM123 90V91H122ZM136 90H134V92L136 91ZM150 90V91H149ZM196 92H195V91ZM203 90V91H202ZM204 90H205V93H203L204 92ZM209 90H211L210 92H209ZM224 90H226V91H224ZM34 91V93L36 94V92H35V90H33ZM130 91V92H129ZM146 91V92H145ZM155 91L157 92L156 94V96H157V99H158V102H157V99H155L156 97H155ZM172 91V92H171ZM181 93H180V92ZM194 92V93H192V92ZM216 91H218V93H216ZM221 91V94H219V92ZM223 91V92H222ZM230 91V93H228ZM16 92H17V90H16ZM19 92H21V91H19V89H18V93ZM25 92L23 93V94H25ZM30 92V91H29ZM68 92V91H67ZM70 94L72 95V91L70 90ZM98 92V93H97ZM119 92V93H118ZM121 92H123V93H121ZM137 92H135V93H133L132 92V95L134 94L135 95V99L136 100H138L137 98H136V95L137 96H141V94L139 95V94H137ZM151 92V93H150ZM153 92V93H152ZM158 92L160 93L159 95H158ZM171 92V93H170ZM227 92V93H226ZM45 93L46 92H43V95H45ZM61 93H63V92H61ZM102 93H104V92H102ZM115 93V94H114ZM192 93V95H190ZM215 93V94H214ZM222 93H223V95H222ZM28 94V93H27ZM37 94L38 95H40L39 94V92L37 91ZM64 94H66L65 92H64ZM64 94H60V95H64ZM69 93H67V95H68ZM150 94V95H149ZM154 95V99L156 100L155 101V103L152 101V97H153V95ZM163 94H164V96H167V98L169 99V101L167 100V103H166V105H165V107H164V104H163V106L161 107H159V105H160V101L161 102H163L164 103V101H162V100H164V96H163ZM203 94H206V95H203ZM218 94V95H217ZM233 94H235V95H233ZM247 94V95H246ZM4 95V94H3ZM8 95V94H7ZM34 95V94H33ZM37 95V96H38ZM42 95V94H41ZM59 94H57L56 96H58ZM70 95V96H71ZM75 95V94H74ZM115 95V96H114ZM126 95H128L127 97H129V99L128 100H126L127 99V97H126ZM182 95V96H181ZM203 95V96H202ZM233 95V96H232ZM249 95H250V97H249ZM257 95V96H256ZM46 96V95H45ZM66 96V95H65ZM69 96V95H68ZM67 96V97H68ZM100 95H98V97H99ZM119 96V95H118ZM161 96H162V98H161ZM171 96H172V99H171ZM196 98H195V97ZM201 96V97H200ZM214 96V97H213ZM222 96H224V97H222ZM31 97V96H30ZM67 97H65V99L67 98ZM76 97V96H75ZM78 97V96H77ZM134 97V96H133ZM146 97V98H145ZM151 97V98H150ZM191 97V98H190ZM200 97V98H199ZM206 97H207V99H206ZM222 97V98H221ZM237 97V99H235ZM33 98V97H32ZM41 98V97H40ZM42 98H44L43 96H42ZM59 98V97H58ZM64 97H62L61 99H63ZM74 98V97H73ZM96 98V97H95ZM108 98V97H107ZM126 98V99H125ZM132 98V97H131ZM145 98V102L144 101H142V99H144ZM181 98V99H180ZM233 98V99H232ZM35 99V98H34ZM39 99V98H38ZM45 99H46V97H45ZM44 99V100H45ZM60 99V101H62ZM70 100H68V101H71V98H69ZM76 99V98H75ZM80 99V98H79ZM161 99V100H160ZM202 99V101H200ZM204 99H206V101L204 102ZM41 100V99H40ZM55 100L57 101V103L59 102V100H57V99H55V97H54V102H55ZM66 100V101H67ZM83 100V99H82ZM119 100V99H118ZM124 100H125V102H129V105L130 104H132V105H130V107L132 108V111H130L129 110V106H128V104L127 103H124ZM179 100V101H178ZM180 100H182L181 102H180ZM235 100V101H234ZM242 100V101H241ZM30 101H31V104L32 103H34L33 101H32V99L30 98ZM37 101V100H36ZM63 101H64V99H63ZM62 101V102H63ZM77 101V100H76ZM75 101V102H76ZM106 101H108V99H106ZM114 101V100H113ZM115 101H117V100H115ZM146 101H148V102H146ZM175 101H177V102H175ZM186 101V102H185ZM194 101V102H193ZM39 102V101H38ZM74 102V101H73ZM80 102V101H79ZM79 102H77V103H75V104H79ZM86 102H88V101H86ZM152 102V103H151ZM157 102V103H156ZM172 102V103H171ZM203 102V103H202ZM206 102H208V104L206 105ZM212 104H211V103ZM37 103V102H36ZM42 103V102H41ZM56 103V102H55ZM55 103H54V105H55ZM63 103H66L67 104V102H63ZM63 103H58V104H60V106L58 105V106H56L55 105V107H54V105H53V107L54 108H65V105L63 106ZM107 103V102H106ZM109 103H110V101H108V105H109ZM136 104H137V101L135 102ZM145 103H147V105H148V107H147V105H145ZM153 103H154V105H153ZM61 104H62V106H61ZM74 104V103H73ZM72 104V105H73ZM82 104H83V102H82ZM155 104L157 105V106H155ZM162 104V103H161ZM173 104L175 105L176 104V106L175 107H172L173 106ZM184 104V105H183ZM187 104V105H186ZM200 104H201V106H200ZM205 104V105H204ZM35 105V104H34ZM67 105H69V104H67ZM80 105V104H79ZM108 105L106 104V108H104V111H103V113H105V109L107 110L108 109ZM111 105V104H110ZM109 105V106H110ZM152 105V106H151ZM177 105H180V106H177ZM203 105V106H202ZM212 105V106H211ZM73 106H75V105H73ZM83 106V105H82ZM85 106H87V105H85ZM117 106V105H116ZM115 106V107H116ZM135 106V105H134ZM154 106V107H153ZM187 106V107H186ZM200 106V107H199ZM80 107V106H79ZM119 107H121V108H119ZM127 107H128V110H127ZM153 107V108H152ZM159 107V108H158ZM172 107V108H171ZM183 107H185V108H183ZM203 109H202V108ZM69 108H71V106L69 105ZM72 108H74V107H72ZM71 108V109H72ZM75 108H76V106H75ZM75 108H74V111H75ZM85 108V107H84ZM142 108H144L145 109V111H144V109H142ZM154 108H157L156 110L159 112V114H161V118H160V120L159 121H157V117L155 116V117H152V116H149L150 114L147 112V111H149L150 113H152L153 111L154 112H156V110H153ZM174 112H172L170 109ZM179 108H180V110H182V108H183V112L182 111H180L179 110ZM199 108V109H198ZM66 109H68L67 107H66ZM71 109H69V110H71ZM102 109V108H101ZM134 109V110H133ZM160 109H162V110H160ZM164 109V110H163ZM174 109V110H173ZM62 110V109H61ZM77 110V109H76ZM80 110V109H79ZM78 110V111H79ZM136 110V111H135ZM142 112H141V111ZM153 110V111H152ZM179 112H178V111ZM194 110V111H193ZM60 111V110H59ZM68 111V110H67ZM80 111H83V110H80ZM87 111H88V114L86 113V116L87 115H89V112H91V114H92V112L94 111L95 113H96V115L99 117V116H102V115H100V114H102L101 112H99V110H95V109H92L91 107H89V108H87ZM133 111H135V112H133ZM152 111V112H151ZM169 113H168V112ZM210 111V112H209ZM58 112V111H57ZM63 112H64V110L62 111V113L61 114H63ZM70 112V111H69ZM72 112H73V110H72ZM76 112V111H75ZM118 112V111H117ZM127 112H128V114H127ZM182 112V113H181ZM186 112H187V114H186ZM207 112H209V113H206ZM59 113V112H58ZM65 113H66V111H65ZM68 113V112H67ZM85 113V112H84ZM114 113V112H113ZM167 113V114H166ZM173 113V114H172ZM178 113V114H177ZM194 113V114H193ZM200 113V114H199ZM54 114V113H53ZM56 114V113H55ZM60 114V117L62 116L63 117V115H61ZM71 114V113H70ZM75 114V113H74ZM77 114V113H76ZM80 114V115H79ZM78 115L79 116H76V118L75 119H73V121H75L74 123H76L77 122V125H78V121H81L82 120V122H83V116L81 115V113H79ZM83 114V113H82ZM90 114V115H91ZM130 114H133V115H130ZM137 114V117H140V118H136V116H134V115H136ZM140 114V115H139ZM155 114V113H154ZM165 114L167 115V117L165 116ZM169 114V115H168ZM175 114V115H174ZM181 114H182V116H181ZM186 114V115H185ZM198 116H197V115ZM65 115V114H64ZM93 115V114H92ZM104 115V114H103ZM115 117H117V118H115ZM142 115V116H141ZM145 115V116H144ZM148 115V116H147ZM153 115V114H152ZM156 115H158V113L156 114ZM173 115V116H172ZM195 115V116H194ZM200 115V116H199ZM82 116V117H81ZM94 116V115H93ZM96 116V117H97ZM122 116V117H121ZM130 116V117H129ZM164 116V120L162 119V117ZM12 117V116H11ZM78 117H81L82 119H80V118H78ZM84 117H85V115H84ZM95 117V116H94ZM95 117V118H96ZM96 118V119H100V118ZM121 117V118H120ZM123 117L125 118V117H127V119L125 118V120L123 119ZM129 117V118H128ZM131 117L132 118H134L133 120H136V119H139V120H136V121H134V123H133V120L132 121H128V120H130L131 119ZM160 117V116H159ZM159 117H158V119H159ZM171 119H170V118ZM175 117V118H174ZM8 118L10 119V117L8 116ZM13 118V117H12ZM66 118H68V116L67 117H65L64 119H66ZM86 118V117H85ZM88 118V117H87ZM91 118V117H90ZM95 118H94V120H95ZM102 118H103V116H102ZM109 118V119H108ZM120 118V119H119ZM143 118V119H142ZM144 118H146L145 119V122L143 121L144 120ZM153 118V120H151ZM155 118H156V120H155ZM167 119V121H166V119ZM196 118V119H195ZM4 120H5V117L3 118ZM2 119V120H3ZM63 119V118H62ZM69 119V120H68ZM67 120L70 122L71 120V118H68ZM89 119V118H88ZM141 119V120H140ZM170 119V120H169ZM176 119V120H175ZM178 119V120H177ZM182 119V120H181ZM206 119H208V120H206ZM66 120V121H67ZM85 120H87V119H85ZM90 120H93V119H90ZM89 120V122H91ZM93 120V121H94ZM97 120V122L95 123L96 125H101V124H98V122H100V123H102L101 122V119L98 121ZM109 120V121H108ZM124 120V121H123ZM127 120V121H126ZM147 120V121H146ZM155 120V121H154ZM176 122H175V121ZM193 120H195L194 122H193ZM61 121H63V120H61ZM67 121V122H68ZM123 121V122H122ZM138 121V122H137ZM164 121H166L165 123H164ZM171 121H173V122H171ZM185 121H186V123H185ZM5 123V121H2V123ZM7 122V121H6ZM66 122V123H67ZM68 122V123H69ZM82 122H79V123H81L82 124ZM88 122V121H87ZM88 122V123H89ZM114 122V123H113ZM145 123V125H144V123ZM164 123V124H162V123ZM168 122H170V124L168 123ZM181 122V123H180ZM63 123V122H62ZM65 123V122H64ZM85 123H86V121H85ZM93 123V122H92ZM92 123H90V125L92 124ZM127 123H129V125H131V126H129ZM131 123H133V125L131 124ZM137 123V125L138 126H136V125H134V124H136ZM138 123H141V125H139ZM143 123V124H142ZM183 123H185V125H184V127H181L182 126V124ZM209 125H208V124ZM70 124H72V122L70 123ZM84 124V123H83ZM118 124V125H117ZM147 124V125H146ZM150 124V125H149ZM160 124H162V128H161V130H160V127H161V125ZM66 125V124H65ZM74 126H76L75 124H73ZM116 125V126H115ZM157 125H158V127H157ZM166 125V126H165ZM114 126H115V128H114ZM141 126V127H140ZM144 126V127H143ZM145 126H147V128L145 127ZM168 126V127H167ZM78 127V126H77ZM76 127V128H77ZM84 127L86 128V126L84 125ZM120 127V128H119ZM156 127L158 128L157 130H158V132L156 131ZM233 127V128H232ZM239 127H241V128H239ZM81 128H82V126H81ZM80 128V129H81ZM93 128V127H92ZM97 128V130H98V132L99 131H101V127H98V126H95V129ZM98 128H100V129H98ZM143 128V129H142ZM153 128V129H152ZM170 128V130H169V132L168 131H165L166 129L168 130ZM205 128V129H204ZM214 130H213V129ZM84 129V128H83ZM87 129V128H86ZM95 129H94V131H95ZM120 129H121V131L122 132H119L120 131ZM131 129H133V130H131ZM140 129V130H139ZM146 129V130H145ZM206 129H207V131H206ZM238 129H240V130H238ZM136 131V133H135V131ZM142 130V131H141ZM163 130V131H162ZM171 130H173V131H171ZM212 130H213V134H214V137H213V134L211 133L212 132ZM79 131V130H78ZM82 131V130H81ZM86 131V130H85ZM91 131L93 132V129H91ZM164 131L166 132V134H168L169 133V136H171V138L169 137V136H167L166 134H164ZM170 131H171V135H170ZM90 132V131H89ZM145 132V133H144ZM147 132H149V133H147ZM151 132V133H150ZM152 132H153V134L154 135H156V133L158 134V136H157V139L159 140L160 138H161V136L162 135H159V134H163L164 136L162 137V139H163V141H166L165 142V144H166V146H163V144H164V142L162 141V139L160 140V143H159V141L157 142V144H156V136L154 137L153 135H152ZM163 132V133H162ZM176 134H175V133ZM88 133V132H87ZM111 133H112V135H111ZM115 135H114V134ZM127 133V134H126ZM134 133L136 134V135H134ZM147 133V134H146ZM121 134H123V136L121 135ZM133 134V135H132ZM139 134V135H138ZM150 136H149V135ZM210 134H211V136H210ZM80 135H81V133H80ZM88 135V134H87ZM90 135H92V133L90 134ZM94 135V134H93ZM166 135V136H165ZM124 136H126V138H124ZM129 138H128V137ZM134 136V137H133ZM137 136V137H136ZM174 136V137H173ZM219 136V137H218ZM110 137H112V138H110ZM121 137V138H120ZM132 139H131V138ZM167 137V138H166ZM231 137V138H230ZM234 137V138H233ZM237 138V141H236V138ZM88 138V137H87ZM86 138V139H87ZM90 138H92V136H89V139ZM96 138H97V136H96ZM172 138H174V139H172ZM194 138L196 139L195 141H197V142H195V144L197 145H194V144H192L194 141ZM209 140H208V139ZM224 138V139H223ZM227 138V139H226ZM82 139H83V137H82ZM86 139H83V141L85 140L86 141ZM130 139V140H129ZM169 139V140H168ZM187 139V140H186ZM192 139V140H191ZM248 139V140H247ZM98 140V139H97ZM129 140V141H128ZM132 140H134V141H132ZM181 140H182V142H181ZM190 140V141H189ZM80 141H81V139H80ZM129 142V146L133 149V152H131V148L128 150V146L127 145H125V146H127V149H126V147L124 146V144H128V142ZM163 143H162V142ZM173 141H174V143H173ZM181 142V144L182 145H188V148H191V150L189 149V150H187V149H183L184 147H182V145L180 144V142ZM190 142V143H188V142ZM234 141V142H233ZM82 142V141H81ZM81 142H80V144H81ZM92 142L94 143V142H97L96 141V139L95 140H93L92 139ZM119 142V143H118ZM139 142V141H138ZM149 142V143H150ZM171 142V143H170ZM176 142H178V143H176ZM186 142H187V144H186ZM228 142H229V144H228ZM83 143V142H82ZM86 143V142H85ZM90 143V142H89ZM109 143V142H108ZM149 143H147V144H149ZM167 143H168V145H167ZM227 143V144H226ZM236 143V144H235ZM92 144V143H91ZM91 144H90V146H91ZM137 144H139V143H137ZM151 144H149V146H148V150L147 151H149V149L152 151V145ZM159 144H162V148H164V149H161L160 147H161V145H159ZM164 144V145H165ZM190 144H191V146H190ZM81 145H83V144H81ZM80 145V146H81ZM85 145V144H84ZM84 145H83V147H84ZM101 145H102V142H101ZM108 145V144H107ZM108 145V146H109ZM142 145V144H141ZM196 146V147H193V146ZM204 145V146H203ZM234 145V146H233ZM239 145V146H238ZM250 145V146H249ZM92 146H94V144L92 145ZM100 146V145H99ZM107 146V147H108ZM133 146H134V148H133ZM145 146V144L143 145V148H145L144 147ZM147 146V145H146ZM156 146H157V148H156ZM158 146H160L159 147V149H158ZM176 146H177V148H176ZM182 148H181V147ZM210 146H211V148H210ZM230 146V147H229ZM235 146H237V147H235ZM104 147H105V145H104ZM104 147H102V148H104ZM150 147V148H149ZM167 147H169V148H167ZM173 147V148H172ZM192 147L194 148V149H192ZM203 147V148H202ZM214 147V148H213ZM80 148H82V146L80 147ZM114 148V149H113ZM196 148V149H195ZM92 149V148H91ZM94 149V148H93ZM142 149V148H141ZM166 149V150H165ZM171 149V150H170ZM231 149V151L232 150H234V151H232V155H230V154H228V151ZM250 149V150H249ZM144 150H146V149H144ZM161 151L162 152V150H164L165 151V153L164 154H160V152H159V154H158V151ZM186 150H187V152H186ZM192 150H194V151H192ZM238 150H240V151H238ZM84 151V150H83ZM102 151H103V149H102ZM104 151H105V149H104ZM142 151V150H141ZM168 151V152H167ZM170 151H172L173 153L172 154H170L171 152ZM237 151V152H236ZM243 151H245L244 153H243ZM86 152V151H85ZM87 152H88V150H87ZM91 152V151H90ZM91 152V153H92ZM136 154H135V153ZM144 152V151H143ZM185 152L187 153V155L185 154ZM189 152L191 153L192 152V154H189ZM205 152V153H204ZM239 152V153H238ZM111 153V154H110ZM156 153V154H155ZM176 153V154H175ZM184 153V154H183ZM236 155H235V154ZM144 154V153H143ZM166 154V155H165ZM170 154V155H169ZM189 154V155H188ZM233 154H234V156H233ZM240 154V155H239ZM135 155H136V157L138 158H136L135 157ZM138 155H140V153L138 154ZM155 155V156H154ZM169 155V156H168ZM176 155H177V158H176ZM230 157H229V156ZM241 155H243V156H241ZM246 155V156H245ZM121 156V157H120ZM128 156V157H129ZM142 156V155H141ZM155 158H154V157ZM162 156H163V158H162ZM165 156V157H164ZM168 156V157H167ZM201 156L204 158H201ZM233 156V157H232ZM237 156V157H236ZM241 156V157H240ZM117 157H119V158H117ZM145 157V158H144ZM207 157V158H206ZM245 157V159L244 160H246V163H244L242 160H243V158ZM251 157V158H250ZM117 158V159H116ZM122 158H121V160H122ZM153 158H154V160H153ZM158 158V157H157ZM176 158V159H175ZM234 158H236V160H232V159H234ZM95 159V157H94V160H96ZM106 159L109 161V162H107L106 161ZM132 159V160H131ZM134 159H137V161H135ZM210 161H209V160ZM258 159H261V160H258ZM120 160V161H121ZM146 160H148V161H146ZM157 160V159H156ZM159 160V159H158ZM200 160V161H199ZM208 160V161H207ZM230 160H232V161H234V163L235 164H233L234 166H236L235 168H234V170H232V169H229L231 166H228V165H232V162L230 161ZM112 161V160H111ZM119 160H118V162H114V159H113V162L115 163V164H113V166L114 165H116V166H118V165H122V163L120 162ZM125 161V162H126ZM164 161V162H163ZM166 161V162H165ZM176 161H177V163H176ZM192 161H195L194 163H192ZM241 161H242V163H241ZM263 161H264V159H263ZM261 162V163H264V162ZM198 162V163H197ZM237 162V163H236ZM240 162V163H239ZM248 162H250V163H248ZM120 163V164H119ZM147 163H145V164H147ZM176 163V164H175ZM180 163V164H179ZM196 163V164H195ZM112 164V163H111ZM110 164V165H111ZM159 164V165H158ZM162 164H163V166H162ZM166 164V165H165ZM199 164V165H198ZM249 164V165H248ZM96 165H97V163H96ZM100 165V164H99ZM102 165V166H103ZM107 165H105V167H107ZM109 165V166H110ZM125 165H126V163H125ZM246 165H248V167H246ZM102 166H101V168H102ZM115 166V167H116ZM134 166H133V168H134ZM141 166H138L137 165V167H138V169H139V167L141 168ZM158 166V167H157ZM159 166H160V168H159ZM182 167V168H180V167ZM194 166V167H193ZM227 166V167H226ZM233 166V167H234ZM104 167V166H103ZM103 168L104 169V172H106V170L107 169H109V167H107V168ZM110 167H112V166H110ZM123 167H124V165H123ZM137 167L136 168H134V172H136V169H137ZM170 169H169V168ZM174 167V168H173ZM176 167V168H175ZM187 167V171L185 170V168ZM211 167H213V168H211ZM226 167V168H225ZM232 167V168H233ZM238 167H239V169H238ZM242 167V168H241ZM245 167V168H244ZM114 167H112V169H113ZM125 168V167H124ZM133 168L131 169V167H130V170H133ZM149 168V169H148ZM162 168V169H161ZM191 169V170H189V169ZM198 168H200L199 170H198ZM249 168V169H248ZM106 169V170H105ZM118 168H116V170H117ZM126 169V168H125ZM137 169V170H138ZM158 169V170H157ZM159 169H160V171H159ZM174 169H176V170H174ZM101 170V169H100ZM111 170V169H110ZM110 170H108V171H110ZM114 170V169H113ZM116 170H114V172L112 171L111 173H109L108 171V173L106 172V173H104V177H103V179H105L106 177H110L111 176V180H112V177L114 178L115 177V175H117L118 176V174H117V172H118V170H117V172H116ZM119 170H122V168L121 169H119ZM129 170V171H130ZM140 170V169H139ZM158 172H157V171ZM201 170V172H199ZM207 172H206V171ZM223 170V171H222ZM232 170V171H231ZM250 170V171H249ZM103 171V170H102ZM101 171V172H102ZM141 171V170H140ZM163 171V172H162ZM164 171H166V172H164ZM174 171V172H173ZM186 173H185V172ZM198 171V172H197ZM210 171H211V173H210ZM226 171H228V175H227V172ZM230 171V172H229ZM99 172V171H98ZM131 172V171H130ZM139 172V171H138ZM183 172L185 173V174H183ZM216 172V173H215ZM224 174H223V173ZM97 173V172H96ZM113 173H116L115 175L113 174ZM122 173H123V171H122ZM121 173V174H122ZM133 175H134V173L133 172H131ZM151 173H152V175H151ZM159 173H164L163 175H166L165 177H163V175L162 174H160L159 175ZM189 173H192V174H189ZM196 175H195V174ZM213 173V174H212ZM231 173H232V175H231ZM106 174H108L107 176H105ZM110 174V175H109ZM112 174V175H111ZM124 174V173H123ZM212 174V176L213 175H216L217 177H221L220 178V180L222 179V183H220V184H218V183H216L215 181L218 179H214V181L212 180L211 181V178H212V176H210ZM233 174H235V176L233 175ZM114 175V176H113ZM142 175V174H141ZM142 175V176H143ZM148 175V176H147ZM159 175V176H158ZM186 175H188V178H187V176ZM198 175V176H197ZM219 175V176H218ZM231 175V176H230ZM252 175V176H251ZM103 176V175H102ZM152 176H154L155 178H152L151 179V177ZM180 176V177H179ZM223 176V177H222ZM234 176V177H233ZM251 176V177H250ZM131 177V176H130ZM133 177V176H132ZM132 177H131V179H132ZM144 178H146L145 176H143ZM143 177H141V176H139L138 177V179L139 178H143ZM159 177H160V179L161 180H159ZM186 177V178H185ZM211 177V178H210ZM214 177V176H213ZM241 179H239V178ZM254 177H256L255 178V182H254ZM117 178V177H116ZM126 178V179H127ZM149 178V179H148ZM157 178V179H156ZM165 179V181H164V179ZM233 178V179H232ZM246 178V179H247ZM262 179V180H259L258 181V179ZM210 179V180H209ZM213 179V178H212ZM232 179V180H231ZM253 179V180H252ZM108 180H110V179H108ZM106 181V182H109V183H111V181ZM151 180H153V185H154V188L152 189V186L153 185H151V183H152V181ZM164 182H163V181ZM169 180V181H168ZM104 180H103V182H105ZM126 181V182H125ZM139 181V180H138ZM143 181H145V182H143ZM154 181L156 182L157 181V183L159 182V181H161V183L159 182L158 183V185H155L154 184ZM258 181V182H257ZM113 182V181H112ZM167 182V183H166ZM209 182V183H208ZM212 182V183H211ZM213 182H215L214 183V185H213ZM218 182V181H217ZM109 183L107 184V183H105V185L107 184V185H109ZM115 183V182H114ZM132 183V184H131ZM240 183V182H239ZM137 186H143L144 187V189H142L143 191H144V193H146V194H144L142 191H140L141 190V187L138 189V186H137V190L139 191L138 193L140 194L139 196H137L138 195V193H136V195H134L133 194V192L135 191V188L136 187H134L135 185ZM160 184V185H159ZM210 184V185H209ZM254 184V185H253ZM256 184V185H255ZM263 184V185H262ZM113 185V184H112ZM167 185H168V187H167ZM212 185V186H211ZM253 185V186H252ZM259 185H260V187H259ZM114 186H115V184H114ZM158 186H162L163 188H161V190H160V187H158ZM107 187V186H106ZM128 187V188H127ZM142 187V188H143ZM156 187V188H155ZM211 187L213 188L214 187V191L215 192H213L212 193V190L213 189H211ZM222 187V188H221ZM230 187V189H228ZM255 187H259L258 189L260 190H258L257 188H255ZM110 188V187H109ZM115 188V189H116ZM149 190V192H148V190ZM221 188V189H220ZM229 191V190H232L231 192H229V193H226V192H224V191H227L226 189ZM254 188H255V190H254ZM107 189V188H106ZM105 189V190H106ZM114 189V188H113ZM113 189H110V190H113ZM210 189V191H208ZM223 189H224V191H223ZM132 190H134L133 192H131ZM137 190L135 191V192H137ZM146 190H147V192H148V194H147V192H146ZM160 190V191H159ZM219 190L221 191V193L220 194H218V195H216L217 193H219ZM238 192H237V191ZM109 191V190H108ZM108 191H106L107 193H108ZM153 191V192H152ZM157 191V192H156ZM166 193H165V192ZM217 191V192H216ZM227 191V192H228ZM233 191H235L234 193H232ZM241 193H240V192ZM253 191V192H252ZM115 192H116V190H115ZM155 192V193H154ZM208 192H209V194H208ZM132 195H134L135 196V198H131L130 196H131V194ZM154 193V194H153ZM158 193V194H157ZM207 193V194H206ZM212 195H211V194ZM237 193V194H236ZM112 194V193H111ZM126 194L127 195H129L128 197L129 198H131L132 199V201H131V199H128L127 198V196H126ZM166 194H168V196L166 195ZM224 194V195H223ZM231 196H230V195ZM255 194V195H254ZM110 195V194H109ZM114 195V194H113ZM146 195V196H145ZM152 195H154L153 197H152ZM162 195V196H161ZM111 196V195H110ZM121 196V195H120ZM157 196V197H156ZM206 196V197H205ZM229 196L231 197V198H229ZM233 196V197H232ZM237 196V197H236ZM238 196H240L239 197V199H238ZM245 196H246V194H245ZM125 197L127 198V199H125ZM141 197V198H142ZM148 199H147V198ZM188 197L191 199L192 198V200H190V201H193V202H189V201H187V199H188ZM213 197V198H212ZM220 197V198H219ZM235 197V198H234ZM185 198H186V202H185ZM212 198V199H211ZM232 198H233V200H232ZM117 199H119V198H117ZM154 199V200H153ZM165 199V200H164ZM231 199V200H230ZM108 200V199H107ZM114 200V199H113ZM113 200H111V201H113ZM115 200H116V198H115ZM127 200V201H126ZM140 200V199H139ZM200 200V201H199ZM230 200V201H229ZM238 200H240L239 202H238ZM110 201V200H109ZM117 201V200H116ZM129 201V202H128ZM142 201V200H141ZM152 201V202H151ZM158 201V203H155V202H157ZM171 201V202H170ZM232 201V202H231ZM233 201H235L236 203H234ZM131 202L133 203V204H131ZM136 202H138V200H136ZM160 202V203H159ZM169 202V203H168ZM185 202V203H184ZM196 202H199V203H201V204H196ZM241 202V203H240ZM109 203V202H108ZM112 203V202H111ZM117 203V202H116ZM172 203V204H171ZM186 203H189L190 205H192L191 207H189L190 205H186ZM210 203H216L215 205H217V203H218V205H220V206H218V208L220 207V209H221V207H222V209L221 210H219L218 212H217V215H216V213H215V216H216V218H215V216L214 215H212V213H207V209H206V213L209 215V216H206L205 215V213L203 212V211H205V209L203 208L204 206H205V208H206V206H209L210 205ZM220 203V204H219ZM112 204H114V203H112ZM118 204V203H117ZM119 204H118V206H119ZM125 204H126V206H127V208H129V210L127 209L126 210V206H125ZM129 204V205H128ZM149 204V205H148ZM150 204L152 205V206H150ZM156 205V207L157 208H155V206L154 205ZM163 204V205H162ZM170 204V205H169ZM181 204H183V205H181ZM203 204V205H202ZM232 204V205H231ZM240 204H242V205H240ZM195 205V206H194ZM227 205V206H226ZM112 206V205H111ZM110 206V207H111ZM114 206V205H113ZM133 208H131V207ZM197 206V207H196ZM201 206H203L202 208L204 209H198V208H200ZM95 207H97V206H95ZM94 207V208H95ZM98 208V207H97ZM99 208H100V205H99ZM103 208H105V204L103 205ZM108 208V207H107ZM113 208V207H112ZM116 208V207H115ZM120 208H122L121 206H120ZM119 207H118V209H120ZM123 208H122V210H123ZM130 208L132 209V211L130 210ZM209 208V207H208ZM226 208V209H225ZM243 208V209H244ZM161 209V210H160ZM197 210V211H194V210ZM210 209V208H209ZM214 210L215 208H214V205L212 206V208H211V210ZM243 209H242V211H243ZM121 210V209H120ZM137 210H139L138 209V207H137ZM155 210V211H154ZM158 211V213H161L160 215H159V217H158V214H156V216H155V213ZM170 210V211H169ZM199 210H201L202 212H201V214L199 213L200 211ZM245 210V209H244ZM123 211V212H124ZM132 213H131V212ZM143 211L145 212V210H141V218H140V215H139V213H138V215H139V217L137 218V220L140 218V219H142V213H143ZM153 211V212H152ZM162 211V212H161ZM169 211V212H168ZM199 211V212H198ZM210 211V210H209ZM215 211H216V209H215ZM256 211V210H255ZM164 212H165V214H164ZM196 212H197V216H196ZM254 212V211H253ZM124 213V214H125ZM154 213V214H153ZM219 213H220V215H219ZM257 211H256V213H254V216L253 217H258V216H255V215H257ZM128 214H125V216H127ZM145 214L146 213H144V217H146L145 216ZM212 215V218H211V220L208 222L207 220L208 219H210L209 217H211V215ZM225 214H223V216L225 215ZM128 215V218L127 217H125V218H127V219H130V220H132V221H135V219L134 218H136V217H131V216H133V215ZM137 215V216H138ZM205 215V216H204ZM129 216H130V218H129ZM202 218H201V217ZM147 217H146V220H147ZM167 217V219L165 220V218ZM207 217V218H206ZM214 218H215V220H214ZM227 218V217H226ZM134 219V220H133ZM139 219V220H140ZM159 219V220H158ZM202 219V220H201ZM206 219V220H205ZM219 219V220H218ZM221 219H222V221H221ZM137 220L135 221V222H137ZM138 220V222H140ZM144 220H145V218H144ZM226 220V219H225ZM132 221H130V222H132ZM127 221L125 220V223H126ZM134 222V223H135ZM141 222H142V220H141ZM146 222V221H145ZM147 222H149V221H147ZM157 222V223H158ZM214 222V223H213ZM220 222V223H219ZM225 222V221H224ZM128 223V222H127ZM164 223H163V227H165L164 226ZM149 224V223H148ZM147 224V225H148ZM224 224V223H223ZM150 225V224H149ZM207 225H209V226H207ZM225 225V224H224ZM146 226V225H145ZM151 226V225H150ZM150 226H148L149 228H150ZM214 226V227H213ZM147 227V228H148ZM161 227H162V225H161ZM148 228V229H149ZM157 228H156V230H154V233L156 234V233H158V231H157ZM166 228V227H165ZM172 229V230H171ZM212 229V231H210V230ZM215 231H214V230ZM217 229V230H216ZM145 230H146V228H145ZM150 230V229H149ZM161 230V233L164 231L163 230V228H161L160 229ZM163 230V231H162ZM147 232H148V230H146ZM152 231V230H151ZM150 231V232H151ZM209 231L210 232H212L211 234L209 233ZM219 232V233H217V234H220L221 236H222V240L223 241H221V239L220 238H218L219 239V241H220V243L218 244V246H219V248H218V246H217V244H216V235H214L216 232ZM172 232V233H171ZM215 232V233H214ZM152 233H153V231H152ZM152 233H145V236H146V238L148 237V239H147V242L149 243V241L148 240H151L152 239V237H150L151 235L150 234H152ZM160 233V234H161ZM237 233V232H236ZM238 233H240V232H238ZM165 234H167L166 233V230H165ZM164 234V235H165ZM148 235H150V236H148ZM153 235V234H152ZM162 235V234H161ZM161 235H159L160 237H162ZM163 235V236H164ZM213 235H214V237H213ZM219 235V236H220ZM236 236H237V234H235ZM235 235H232L233 237H235ZM244 235V234H243ZM243 235H241V236H243ZM264 235V234H263ZM156 236V235H155ZM155 236H153V237H155ZM158 236V237H159ZM212 236V237H211ZM218 236V237H219ZM226 236V235H225ZM232 236H229V235H227V237L225 238L224 237V239H225V244L226 243H228V238L230 237V239H232ZM166 237V236H165ZM164 237V238H165ZM240 237V236H239ZM239 237H235L234 238V240H236V243H237V241H239L238 243H240V245H241V247H239L241 250H242V248L244 247H246V245L249 243V241L247 242V244H246V241H244L245 243L243 244V245H245V246H243L242 245V239L241 240H237ZM245 237H246V235H245ZM248 237V236H247ZM246 237V239L247 240H249L248 238ZM258 237V236H257ZM261 236H260V234H259V237L258 238H260ZM151 238V239H150ZM170 238H167V239H170ZM215 238V239H214ZM241 238V237H240ZM243 238H244V236H243ZM228 239V240H227ZM263 239V238H262ZM155 240V239H154ZM153 239L151 240L152 242H155L156 243V241H154ZM160 239L158 238L157 239V243H159L160 241H159ZM150 241V242H151ZM162 241H164L163 240V238H162V240H161V243H162ZM227 241V242H226ZM231 241H233V239L231 240ZM241 241V242H240ZM250 241H251V239H250ZM172 242V241H171ZM173 242V243H174ZM221 242H223L222 244H221ZM160 243V244H161ZM215 243V244H214ZM229 243H230V240H229ZM229 243H228V245H227V247L228 246H230V245H232V242H231V244L229 245ZM234 244L233 245H235L236 246V244H235V242H233ZM251 243V242H250ZM250 243H249V245H250ZM150 244V243H149ZM164 244V243H163ZM204 244V245H203ZM209 244H210V246H209ZM213 244V245H212ZM189 245V246H188ZM226 245H223V246H226ZM239 245V244H238ZM202 246V247H201ZM203 246H204V248H205V250L207 249V251L206 252H202L203 254H201V249L203 248ZM210 248H209V247ZM168 247H172V249L171 248H168ZM173 247L174 248H176V249H179V257L176 255V253L178 252H176V250L174 249V251H172L173 250ZM194 247V248H193ZM207 247V248H206ZM250 247H251V245H250ZM252 247H253V245H252ZM198 248V249H197ZM169 249H170V252H172V253H170V252H168L169 251ZM186 249V250H185ZM195 249V250H194ZM200 249V250H199ZM209 249V250H208ZM213 251H212V250ZM222 250L223 251V253L221 252L220 253V251L219 250ZM237 250V251H234V252H232L233 254L231 255V256H229V257H231L230 259H229V257H227L228 259V261L229 260H231V259H233V260H235V261H237V262H244V263H246L247 261H248V259L251 261V254H249V252H246V251H248V249H246L245 251H244V249L241 251V250ZM254 249V248H253ZM168 250V251H167ZM185 250V251H184ZM191 250H193V251H191ZM165 251H166V255H165ZM182 251V252H181ZM210 251V252H209ZM240 251L241 252H245V253H242L243 255H240ZM249 251H251V250H249ZM255 250H253V252H254ZM175 252V253H174ZM189 252V253H188ZM200 252V253H199ZM239 252V253H238ZM252 252V251H251ZM192 253V254H191ZM216 253H214V254H216ZM219 253H220V255H219ZM246 253L248 254V257H250V258H248V259H246ZM255 253V252H254ZM168 254H174L175 255V257H173L174 255H168ZM245 255V256H244ZM158 256V255H157ZM192 256V258L190 259V257ZM220 256V257H219ZM253 256H254V254H253ZM171 257V259H172V257H173V262L169 259ZM176 257H178V259L176 258ZM205 257H207L206 259H205ZM165 258H163L162 260H163V262H161V260H160V258L159 257H157V261H156V263L158 264V263H162V264H165L164 262V259ZM210 258V259H209ZM253 258H255V259H257L256 257H253ZM253 258H252V260H253ZM175 259H177V260H175ZM184 259H186V260H184ZM188 259V260H187ZM193 259H194V261H193ZM215 259V260H214ZM224 259V255H223V258H222V260ZM170 260V261H169ZM184 260V261H183ZM192 260V261H191ZM205 260L206 261H208V262H205ZM211 260V261H210ZM219 260H218V263H219ZM190 261V262H189ZM225 261H226V259H225ZM250 261H248L249 262V264H250ZM221 262V261H220ZM224 262V261H223ZM230 262H232V261H230ZM230 262H228V263H230ZM234 262V261H233ZM248 262H247V264H248ZM263 262V261H262ZM196 263V264H197ZM210 263V264H211ZM235 263V262H234ZM253 264H259V262L258 263H255V262H252ZM264 263V262H263ZM238 264V263H237Z\"/></svg>",
    "mask_w": 264,
    "mask_h": 264
}]
</instances>
